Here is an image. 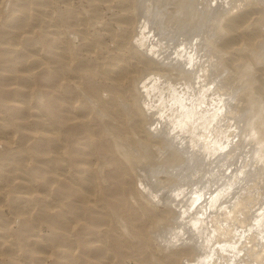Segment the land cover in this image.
Here are the masks:
<instances>
[{
  "label": "bare ground",
  "instance_id": "obj_1",
  "mask_svg": "<svg viewBox=\"0 0 264 264\" xmlns=\"http://www.w3.org/2000/svg\"><path fill=\"white\" fill-rule=\"evenodd\" d=\"M8 0H6V3ZM13 2L17 1V0H12ZM11 1V2H12ZM21 1V0H19ZM23 1V0H22ZM21 1V2H22ZM31 1V0H30ZM29 1V3L31 4V2ZM34 2V6L30 9L31 10V14H33L32 16V25L33 27L35 28L37 25H39L38 27L41 28V31H42V35L46 38V45L47 47L45 49H43L42 45H38V44H41V42H37L32 38L33 35H25L23 38H22V48H19L20 50H22L24 52V55H28L26 54V52L30 53L31 54V58H29V61L25 62V60H20V61H24L25 64L23 62H21L23 65L22 67H24L25 70H29V68L32 66V67H38L40 70H45L44 71V74H46V81H47V100H48V104H49V114L44 115L45 114V111L47 109H45L44 111V114L42 113L43 111V107L40 108V104L39 105H34L36 104L34 102V100H36L37 98H35L33 100V103L32 101L29 99V96L28 95V92L31 93V89L33 87V82L31 81L32 79L30 78V76L26 73L24 74H20V75H15L16 76V79L17 81H29L28 78H30V83L29 84H25L23 82H20L18 83L19 85L18 86H15V85H12V83H6V82H2L0 83V99H5L7 100L9 103L8 105L6 104V110L7 112L5 113H8V114H4L2 111H3V106H0V215L3 214L1 213V207L3 205H6L8 207V209H10L12 212H13V218L12 216L10 217L11 220H4L1 218L0 216V255L2 256V259L0 260V264H26V263H31L30 260H26L28 259V254L27 253H35V250L36 252H38L39 250L42 251L43 249L42 248H45L46 247V241L44 237H42L41 235H38L36 234L35 232H33V234H27L24 232V229H26V227H22V232H21V227H19V225L21 224H26L27 221V216L29 214V218H31L30 216L32 215V211L35 213V214H39L40 212H45L47 215L46 218L43 219V221H45V223L49 226L51 233L55 234V235H59L61 236V238L59 237H56V238H59L61 241H63L62 245L60 244V246H62V248L60 250H55L56 252L52 251V254L55 255V258H54V263L56 264H73L75 263L74 260L76 261L78 258L80 261H83L82 263L83 264H114L112 263L113 261L111 260L110 257L112 256H116L115 253L113 254L112 251L110 255L112 256H109V251L107 252V250L105 249L106 248V244L103 245L101 243H99L98 241H100L103 237H105V233H104V236L102 238H99L101 237L103 232L105 231H99V224L103 221V214L106 212L104 209L105 208V204L103 202V198L101 197H104L106 196L105 193H107L106 189L110 190V189H113L112 187L115 188V186H113V184L115 185L116 182L118 183V181H114L113 179H111V176H113V172L116 173L115 171L113 170H118V172L120 173V171H122L121 173L123 175H127L126 177H124L123 179H121L122 183L125 185V184H129V182H131L132 179L134 178H139L138 175L136 177V174L139 173V171H144V173H147L146 175L149 176L150 174H152L153 176L155 175H158L157 173V170L159 168L158 171H160V168L163 166V165H168L170 164V166L172 165L173 166H179L177 164L180 163V161H182V156L184 155L183 153L181 154L180 152H183L181 149V151L179 152V149L178 148H175V144L172 143V146L169 145L167 143L166 140L168 139H162L161 135H159V138H157L154 134L156 133L155 131H151L153 133H151L149 131V129H151L149 127V129H147V125L146 124H151V122H148V114L147 116H145V112H143L142 108H143V105H141L142 103H140V100H141V94L143 92V88H141L142 92H140L139 90V82L141 81V78L146 74L148 73H158L160 74V76L164 77V78H171V80H183V81H188L191 77V75L193 73H191L190 75V71H185V69L183 68L184 71L180 70L179 68V71L177 72V74H175V76H173L171 74V67H173L175 64H171V67L169 65V69L166 67V65H168L167 63L170 62L168 61L167 63L165 64H162L163 61L161 62L160 61H156L157 64L153 61L154 58V55H153V58L151 61H153L152 63L149 61L151 58V54L149 55L150 57H148V59H143L141 56L142 55H139L140 52L135 49L131 50L130 48V45L129 44V41L127 42L126 40L127 39V36H124V34L126 32H121L120 31V24H119V30L117 33L115 30L116 28L112 25H110L111 21L109 20H106L104 19L105 17H103V19L105 20V22H102V23H105L106 24V21L108 23H110L108 25V23L106 25H108L107 27H114L115 29L111 28V30H113L114 32H111L113 34L117 33V34H123V36L126 38L125 42L124 43H128L127 46L130 47L128 48V50L130 51V53H132V57H130V59H135L133 61L129 60L128 58V55L126 53L125 54H122L120 51V53L117 51V53H119L116 58H112L109 54H106V57L105 59H100L99 60V57H98V60H96L95 58H91L89 60L91 61H88V62H85L83 61V59L79 60L77 59L75 61V57L74 55L72 54L71 52V49L70 47H72L71 45V38L70 36L73 34V36L75 35H78L80 38L79 40L81 39V46H83L85 49L89 50L91 52L92 49H94L96 52H97V45L92 48H90L93 43V39L89 38V37H92V36H89L88 37V34H86V32L88 31L87 27H88V23L89 21H92V23L96 24V20H95V17L97 16L96 15V10L98 12V9H96L98 2L96 3L95 1L97 0H89V2H87L89 4V7L85 10L83 7H81L83 9V11L85 10V12H83L81 9H77V7L75 8L72 4H70L69 1L73 2L72 0H62L63 3L65 4V9L64 11H59L60 14H58V16H56L54 13H52L51 11H53L54 9L52 8V10L50 11H47L48 10V7L50 9V3H46L44 0H33ZM47 1H51V0H47ZM54 1V0H52ZM100 1L102 0H99V3ZM104 1V0H103ZM113 1V0H112ZM111 0L108 2L107 1H104V2H108L109 4L112 3ZM150 1V0H148ZM163 1L164 0H152V4L150 3H144L146 2L145 0H118L116 1V3L118 2L119 5H122V10H121V13H115L117 16L120 17V19H118L117 22H119V20L121 21V23H125V24H130L131 26V23H133L137 17V20L140 19L138 18V14H142L144 17H147L148 14L150 17V11L153 9L151 7L154 6V8H160L163 4ZM169 1V0H167ZM173 1V0H171ZM249 1V0H248ZM251 1V0H250ZM253 3H255L257 0H252ZM2 1L0 0V3ZM5 2V0H4ZM57 2V1H56ZM60 2V1H59ZM58 2V3H59ZM80 2V1H79ZM176 2V0H175ZM175 2L173 1V5L172 6H175ZM246 3V5H248L247 3H252V2H247V1H243ZM241 2V3H243ZM260 2V1H259ZM262 2V1H261ZM5 3V4H6ZM20 3V2H19ZM23 3H25L23 1ZM28 3V4H29ZM44 3L46 4L45 5V8H44ZM55 3V2H54ZM51 2V5L54 4ZM58 3L57 6L59 5ZM82 3V2H81ZM86 3V4H87ZM116 3L114 2L115 4V7H116ZM117 3V5H118ZM165 3L167 4V2L165 1ZM170 3V2H169ZM176 3H178L180 5V3L177 1ZM186 3V2H184ZM257 3V2H256ZM18 3H16L15 5L17 6ZM21 4V3H20ZM43 6H42V5ZM48 4V5H47ZM80 4V3H79ZM85 4V3H84ZM82 3V5H84ZM105 4V3H104ZM177 4V5H178ZM182 4V2H181ZM264 5V3H262ZM10 6H8L9 10L12 11L14 7H12V10H11V6L13 5L12 3L9 4ZM19 5V4H18ZM24 5V4H23ZM21 5V6H23ZM26 5V4H25ZM24 5V6H25ZM33 5V4H32ZM55 5V4H54ZM63 5V4H62ZM100 5V4H99ZM106 5V4H105ZM111 5V4H110ZM118 5V6H119ZM165 5V4H164ZM169 5V4H168ZM166 5V6H168ZM190 5V4H189ZM188 4L185 5V7L188 8L189 6ZM251 5V4H250ZM255 5V4H254ZM251 5V6H248L246 8H244V4L242 5L243 8L240 7V5H235L237 6L236 8H241L240 10L238 11H235V12H230V11H234V9H230V11H228L229 13L225 14L226 16H222L219 14V18H217L215 16V14L213 15L214 17H216V19H212L210 17V23L213 22V20L215 21L213 24H207V25H210L212 28L210 29L209 27L210 26H206L205 25V28H202V27H198L199 30L200 28L201 29H204V30H207L206 27H208L212 33L210 34V32H208L210 35H209V38L206 40L207 41V47L205 45V43L203 44V46H205L204 48L207 50V48L209 47V51H208V61L210 56H212L213 58H211V62L209 63V65L207 64V66H204L206 73L209 74L210 76V72L212 70H215L216 72L218 73H222V70H223V65L226 63L228 65L231 66V72H229V76L228 75H223V73L220 75L223 77H221V79L219 80L220 83H219V86L221 89H228L230 90L233 95H238L240 97H249V100L248 101H245L242 99L241 103L239 104V112L241 113V116H242V125L239 124V126H243V136L241 137L240 135V138L241 140H245V142L247 141L250 142V146L253 144L254 147L256 149H262L263 151L261 153L258 154L257 157H255L256 160H254L255 162L257 161V164H260L261 162L263 163V165H261V168L259 166V169H260V172L263 174L264 176V7L261 8L260 7V4L258 6L255 5ZM5 6V5H4ZM14 6V5H13ZM19 6V7H21ZM48 6V7H47ZM77 6V5H75ZM88 6V5H87ZM172 6L169 5V8L168 7V10H167V17H168V11L169 9H172ZM183 6V5H182ZM234 6V5H233ZM234 6V8H235ZM18 7V6H17ZM28 7L27 5L24 7L26 8ZM47 7V8H46ZM52 7V6H51ZM54 7V6H53ZM59 7V6H58ZM57 7V8H58ZM79 7V6H78ZM99 7V6H98ZM102 7V5L100 6ZM99 7V8H100ZM107 7V6H106ZM112 7V6H110ZM114 7V8H115ZM165 9H167L166 7L162 6ZM161 7V8H162ZM181 7V6H180ZM23 8V7H22ZM21 8V10H22ZM23 8V9H24ZM61 8V7H60ZM63 8V7H62ZM113 8V7H112ZM113 8V10H114ZM117 8V7H116ZM120 9V6L118 7ZM151 8V9H150ZM160 8V9H161ZM178 8V6H177ZM186 8V9H187ZM233 8V7H232ZM4 9V8H3ZM6 9H7V6H6ZM15 9V8H14ZM17 9H20V8H17ZM59 9V8H58ZM102 9V8H101ZM100 9V12L102 11ZM109 9V7H108ZM111 9V8H110ZM109 9V11H110ZM19 10V11H21ZM29 10V8H28ZM61 10V9H59ZM82 12H81V11ZM112 10V9H111ZM112 10V11H113ZM163 10V12H164ZM8 11V10H7ZM15 11V10H14ZM26 11L23 10L21 11L22 14H26ZM57 11V10H56ZM108 11V10H107ZM142 13H141V12ZM154 11V9L152 10ZM156 11V10H155ZM158 11V10H157ZM156 11V12H157ZM172 13L169 14L170 16L173 14V17H176L174 16V13L173 11L174 10H171ZM176 11V9H175ZM220 11H225L227 12L225 9L224 10H219L218 13H220ZM21 12H19V15L21 14ZM98 12V13H100ZM114 12V11H113ZM113 12H111L113 14ZM117 12V11H116ZM123 12V13H122ZM160 12V11H159ZM10 13V12H8ZM6 12V17L8 16V14ZM30 13V12H28ZM58 13V12H56ZM97 13V14H98ZM104 13V12H102ZM148 13V14H147ZM166 13L164 12L163 15L162 14V11H161V14L158 16V18H160V16H164V19L166 17ZM170 13V11H169ZM16 14V13H15ZM145 14V15H144ZM147 14V16H146ZM153 15H156L155 12L152 13ZM2 15V14H0ZM30 17V14H26V17L28 16ZM99 15V14H98ZM218 15V14H217ZM224 15V14H223ZM22 16V15H20ZM19 16V17H20ZM102 16V15H101ZM107 16V15H106ZM141 16V15H140ZM142 16V18H143ZM157 16V15H156ZM156 16H154L156 18ZM169 16V17H170ZM212 16V17H213ZM5 17V16H2V18ZM18 12H17V15H14L12 14V16L9 18L8 17V21H9V24H8V27L11 26V29L12 30H16L18 28H15L17 25L14 24V22H17L16 20H20L18 19ZM26 17L22 16L20 18H22L21 22L23 21V18L24 20L26 19ZM29 17H28V20H29ZM99 17V16H98ZM109 16H107L108 18ZM169 17H168V20L165 19V21H169ZM170 18L171 20L174 19V18ZM178 17V16H177ZM176 17V18H177ZM94 18V19H93ZM97 18V17H96ZM113 18H114V15H113ZM156 19L157 22L159 19ZM162 18V17H161ZM160 18V19H161ZM175 18V19H176ZM261 18V19H260ZM5 19V18H4ZM87 19V20H86ZM102 19V18H101ZM102 19V20H103ZM110 19V18H108ZM111 19H112V16H111ZM116 19V20H117ZM145 19V18H144ZM180 19V17H179ZM177 19V21L179 20ZM260 19V20H259ZM2 20V19H1ZM115 20V19H114ZM115 20V23H117ZM134 20V21H133ZM162 20V19H161ZM159 20V23L158 24H162V22L164 20H162V22L160 23ZM169 21L170 22V25H171V22L173 21ZM208 20V19H207ZM259 20V21H258ZM262 20V21H261ZM4 21V20H3ZM2 21V23H3ZM7 22H4L5 23H8ZM26 21V20H25ZM30 21V22H31ZM86 21L88 22L86 24ZM96 21V22H95ZM143 21V20H142ZM164 21V22H165ZM208 21V23H209ZM29 21H27L28 23ZM100 22V21H99ZM98 22V23H99ZM136 22V21H135ZM141 22V21H140ZM156 22V24H157ZM165 22V23H167ZM200 22V26L204 25L207 23H205V19L202 20V21H199ZM263 22V23H262ZM1 23V24H2ZM20 23V21H19ZM18 25H21V23ZM25 23V22H23ZM97 23V24H98ZM121 24V27H124L123 25L124 24ZM174 23H177L175 22L174 20ZM173 23V24H174ZM183 23V22H182ZM260 23V24H259ZM0 24V26H1ZM2 24V27L6 26ZM30 23H28L29 25ZM63 24H66V27L68 28L67 30L62 27ZM101 24V23H100ZM99 24V25H100ZM104 24V26H106ZM118 24V23H117ZM134 24V23H133ZM157 24V25H158ZM164 24V23H163ZM162 24V26H163ZM179 24H181V22H179ZM184 24V23H183ZM15 25V26H14ZM23 25V24H22ZM31 25V26H32ZM98 25V26H99ZM103 26V24H101ZM100 25V27H101ZM160 25H158L160 27ZM168 26V23L166 24ZM164 24V27L166 26ZM178 25V24H177ZM14 26V28H13ZM25 26V24L23 25V27ZM64 26V25H63ZM92 26V24H90V27ZM94 26V25H93ZM118 26V25H117ZM126 26V25H125ZM157 26V27H158ZM161 26V27H162ZM175 26V24H174ZM174 26H171V27H174ZM180 26V25H179ZM178 26V27H179ZM181 26H186L185 28H188V25H181ZM6 26V28H3L2 29V32H0V34L2 33L4 35V32H5V35H7V33L10 31V28H8ZM22 27V26H21ZM30 27V25H29ZM89 27V28H90ZM137 27V26H136ZM140 27V26H139ZM156 27V28H157ZM160 27V28H161ZM163 27V28H164ZM183 27V28H184ZM204 27V26H203ZM31 28V27H30ZM64 28V29H63ZM92 28V27H91ZM96 28H99V27H96ZM94 28V30L96 29ZM103 28V27H102ZM105 28V27H104ZM128 29V27H126ZM133 28V26L131 27ZM130 28V29H131ZM170 28V27H169ZM1 29V28H0ZM134 29H136L134 27ZM159 29V28H158ZM168 29V28H167ZM167 29H165V31L167 32ZM31 30V29H30ZM33 30V29H32ZM38 30V29H37ZM40 30V29H39ZM38 30V31H39ZM98 29H96L97 31ZM103 30V29H102ZM122 30V28H121ZM126 31V29H124ZM123 30V31H124ZM157 30V29H156ZM172 30H175V27L174 29L172 28ZM170 30V31H172ZM188 30V29H187ZM190 30V29H189ZM1 31V30H0ZM17 31V30H16ZM34 31V30H33ZM70 32V34H68V32ZM107 31V30H106ZM109 31V29H108ZM105 32V33H108V35L110 34V31L109 32ZM132 31V30H131ZM162 31H164L163 29L161 30V33ZM169 31V29H168ZM198 31V30H197ZM202 30H200L201 32ZM208 31V30H207ZM206 31V32H207ZM11 32V31H10ZM9 32V33H10ZM12 32H15V31H12ZM32 32V31H31ZM90 32V31H89ZM98 32V31H97ZM128 32L130 31H127V34ZM134 32V30H133ZM140 32V31H139ZM158 32V31H157ZM160 32V31H159ZM173 32V31H172ZM174 32H177V31H174ZM179 32V31H178ZM190 32V31H189ZM199 32V33H200ZM204 32V31H203ZM8 33V34H9ZM93 32H91L92 34ZM96 33V32H95ZM94 33V34H95ZM99 33V32H98ZM135 33V32H134ZM160 33V34H161ZM165 33V32H164ZM171 32H169V34H166V35H170ZM181 33V32H179ZM178 33V34H179ZM183 33L185 35V32H184V29H183ZM182 33V35H183ZM186 33H188L186 31ZM15 35H17L16 33H14ZM100 34V33H99ZM113 34H110L111 38L113 41L115 40L114 37L112 36ZM129 34H133L132 32L129 33ZM158 34V33H157ZM173 33H171L172 35ZM175 34V33H174ZM190 34V33H189ZM188 34V35H189ZM207 34V33H206ZM204 33V35H206ZM4 35V37H5ZM14 35V38L16 39L17 38V41L18 40V35L15 36ZM35 35V33H34ZM41 35V36H42ZM96 35V34H95ZM94 35V36H95ZM98 35V34H97ZM102 35V34H101ZM106 35V34H105ZM107 35V36H108ZM135 35V34H134ZM133 38H135L137 35V32H136V36ZM163 35V33H162ZM180 35V34H179ZM181 35V36H182ZM9 36V35H8ZM100 36V35H99ZM115 36V35H114ZM122 36V35H121ZM130 36V35H128ZM159 36V34H158ZM178 36L177 34L175 35V37ZM201 36V34H200ZM208 35H206V38H207ZM10 37V36H9ZM8 37V38H9ZM11 37H12V34H11ZM10 37V38H11ZM35 37V36H34ZM40 37V36H39ZM72 37V36H71ZM110 37V36H108ZM122 38L120 36H118V38H120L119 40L122 42V39H125V38ZM164 37H167L164 35ZM163 37V38H164ZM171 36H168L167 38H169ZM174 35H173V38L174 40H177V37L175 39ZM2 35H1V39H2ZM7 37L5 39H8ZM41 38V37H40ZM43 38V37H42ZM74 38V37H73ZM78 37H76L77 39ZM95 38V37H94ZM128 38H132V37H128ZM160 38H162L160 36ZM158 37V39H160ZM167 38H165L167 40ZM172 38V37H171ZM201 38L200 40L203 39V36L199 37ZM0 39V41H2ZM4 39V38H3ZM12 39V38H11ZM19 39H20V34H19ZM98 39V37H97ZM101 40V36L99 38ZM98 39V40H99ZM102 39L104 40V36L102 37ZM164 39V40H165ZM180 38H178L179 40ZM182 39V38H181ZM180 39V40H181ZM203 39V40H204ZM10 40V39H9ZM14 42H12L14 45H15V40L12 39ZM37 40V38H36ZM103 40L100 41L103 43ZM118 40V39H117ZM116 40V41H117ZM130 40V39H129ZM172 40V42L174 41ZM177 42L179 43L180 40ZM6 41V40H4ZM38 41V40H37ZM44 41V39L42 40ZM44 41V43H45ZM74 41V40H72ZM78 42V40H76ZM116 41H114L116 43ZM118 41L121 45V42ZM124 41V40H123ZM160 41V40H159ZM170 41V40H167V42ZM3 42V41H2ZM99 42V41H98ZM131 42V41H130ZM171 42L170 45L168 46H171L173 45ZM43 43V42H42ZM74 43V42H73ZM105 43V42H104ZM112 43V42H111ZM118 43V44H119ZM123 43V42H122ZM166 43V41H165ZM169 43V42H168ZM167 43V44H168ZM176 43V41L174 42ZM18 44V43H16ZM20 44V43H19ZM18 44V45H19ZM96 44V42H95ZM118 44L116 43L115 45L118 46ZM132 45V48L138 46V44L135 46L134 43H130ZM177 44V43H176ZM180 44V43H179ZM75 45L77 46V44L75 43ZM101 45V44H100ZM107 45V43H106ZM134 45V46H133ZM110 46L112 47L111 45H107V47ZM114 46V44H113ZM123 46V45H121ZM120 46V47H121ZM125 46V45H124ZM145 46V45H144ZM147 46V45H146ZM161 46V45H160ZM98 47H101L98 45ZM109 47V48H110ZM116 47V46H115ZM119 47V48H120ZM140 47V46H139ZM139 47H136V48H139ZM148 47V46H147ZM178 47V46H177ZM74 48V47H73ZM73 48H72V51H73ZM78 48L80 49L81 47L78 46ZM104 48V46H103ZM106 48V46H105ZM113 48V47H112ZM111 48V50H112ZM118 48V47H117ZM116 48V49H117ZM142 48L144 49L143 50V53L145 51L146 48L144 47H141V50ZM160 48V47H159ZM171 48V47H170ZM3 49V51H2ZM6 49V48H5ZM79 49L77 51H79ZM84 49V50H85ZM100 49V48H99ZM125 49V48H123ZM127 49V47H126ZM140 49V48H139ZM173 49V48H172ZM15 50H18V48H15ZM104 50V49H103ZM148 50V49H147ZM169 50V49H168ZM5 51L4 54H6V52L8 53V50H4V47H0V54L1 52L3 53ZM13 51V50H12ZM75 51V50H74ZM73 51V53L75 54V52ZM109 51V50H107ZM113 51V50H112ZM111 51V52H112ZM139 52V54L137 52ZM166 51V50H165ZM172 51V50H171ZM15 52V56H17V58H19L20 56ZM82 52L83 54V51H80ZM88 52V51H86ZM100 52V51H99ZM128 52V51H126ZM152 52V51H151ZM154 52V51H153ZM158 52V51H157ZM206 52V51H205ZM89 53V52H88ZM86 53V54H88ZM92 53V52H91ZM95 53V52H94ZM116 53V52H115ZM115 53H112L114 54L115 56ZM129 53V54H130ZM141 53V54H143ZM146 53V52H145ZM162 53V52H161ZM169 53V52H168ZM211 53V54H210ZM3 54V57L4 56H7ZM78 54V53H77ZM93 54V53H92ZM101 54V53H100ZM100 54H97L98 56ZM104 54V55H105ZM148 54V53H147ZM153 54V53H152ZM91 55V54H90ZM96 53H95V56H97ZM146 54H143V57H145ZM164 55V54H163ZM167 55V54H166ZM19 56V57H18ZM23 58L24 56L21 54ZM25 56V57H26ZM78 56V55H77ZM80 56V54H79ZM84 56V55H83ZM87 56V55H86ZM85 56V57H86ZM102 56V55H101ZM100 56V57H101ZM131 56V54H130ZM2 57V59H3ZM29 56H27L28 58ZM82 58V55L80 56ZM83 57V58H85ZM105 57V56H104ZM111 57V58H110ZM134 57V58H133ZM145 57V58H147ZM172 57V55H171ZM176 57V56H175ZM16 58V59H17ZM0 59V60H2ZM5 59V58H4ZM3 59V60H4ZM7 59V58H6ZM5 59V60H6ZM179 59V58H178ZM181 59V58H180ZM85 60V59H84ZM156 60V59H154ZM19 61V59H18ZM87 61V60H86ZM167 61V60H166ZM183 61V60H181ZM158 62H161L160 64L162 66H159L158 65ZM172 62V61H171ZM175 62V61H174ZM173 62V63H174ZM19 64V62H16ZM20 63V64H21ZM156 64L158 66H151V64ZM176 63V62H175ZM182 63V62H181ZM208 63V62H207ZM30 64H32L30 66ZM141 64V66H139ZM154 64V65H155ZM179 65V63H176ZM139 66L140 68H136V66ZM163 65H165V67H163ZM181 65V64H180ZM179 65V66H180ZM29 66V68L27 67ZM137 66V67H138ZM177 66V65H176ZM17 67V66H15ZM19 67V66H18ZM17 67V68H18ZM175 67V66H174ZM191 67V66H190ZM4 69V67H3ZM181 69H182V66H181ZM188 69V68H187ZM6 70H8L6 68ZM31 70V69H30ZM33 70V69H32ZM31 70V71H32ZM191 70V69H190ZM193 70V68H192ZM11 71H14V70H11ZM174 71V70H173ZM172 71V73H174ZM175 71H177V69H175ZM192 72V71H191ZM8 73V72H7ZM6 72H4V74H0L2 75L1 77L3 78H6V77H10V73H8L9 75H7ZM42 73V72H41ZM176 73V72H175ZM203 73V72H202ZM37 74V73H36ZM42 74V75H44ZM38 75V74H37ZM41 75V76H42ZM83 75V79L81 78ZM95 75H97L96 77H100L101 78V83H100V86H102V88H104L105 91H103L104 94H106L105 96H101L99 98V96L102 94H100L99 96H97V94L95 95L94 92L97 93V86L94 83H92L93 81L91 80H94L95 78ZM194 75V74H193ZM240 75L239 77H241L239 80L242 81L240 82L243 83V87L244 89H246L245 91H240V88L241 86L238 85V83L235 81V77L234 76H238ZM13 78L15 79V76L12 75ZM33 76V75H32ZM31 76V77H32ZM89 76L88 80H87V77ZM202 76V75H201ZM207 76V75H205ZM36 77V76H35ZM92 77V79H90ZM174 77V78H172ZM204 77V76H203ZM244 77V79H243ZM39 78V77H38ZM36 77V79H38ZM44 78V77H43ZM146 77H144L145 79ZM205 78V77H204ZM202 78V79H204ZM210 77H207V80L209 81ZM238 79V77H236ZM11 79V77L9 78ZM15 79V80H16ZM19 79V80H18ZM42 79V78H41ZM41 79L40 81H38V83L41 82ZM242 79V80H241ZM4 80V79H3ZM6 80H8L6 78ZM5 80V81H6ZM39 80V79H38ZM95 80H98V79H95ZM94 80V81H95ZM201 80V79H200ZM206 80V81H207ZM2 81V80H1ZM0 81V82H1ZM25 81V82H26ZM35 81V79H34ZM37 81V80H36ZM145 82L148 80H144ZM32 82V84H31ZM70 82L73 83V87L72 88L77 94H74L72 91V93L68 92L69 91V87L68 85H70ZM144 82V83H145ZM216 82V80H215ZM27 83V82H26ZM37 83V85H38ZM125 83V84H124ZM214 83V82H213ZM31 84V85H30ZM45 84V83H44ZM43 84V85H44ZM215 84V83H214ZM27 85V88H29V86L31 87V89L28 91V89H25L24 86ZM36 85V84H35ZM41 85V84H39ZM41 85V86H43ZM99 85V84H98ZM148 85V83H147ZM217 85V84H216ZM242 85V84H241ZM4 86V87H3ZM46 86V85H45ZM37 87V86H36ZM35 86L33 87L36 88ZM99 87V86H98ZM41 88V87H40ZM40 88H39V91L37 92H40L43 91L41 90L40 91ZM146 88V87H145ZM242 88V87H241ZM219 89V88H218ZM35 92L34 94L36 93V89H34ZM227 90V91H228ZM101 91V90H100ZM220 91V90H218ZM222 91V90H221ZM106 92V93H105ZM223 92V91H222ZM27 95L29 97H26L29 99V101L26 100V98L24 97V95ZM39 93V94H40ZM227 94V92H224ZM38 94V96L40 97V95ZM102 94V95H104ZM146 94V93H145ZM231 94V93H229ZM26 95V96H27ZM44 95V94H43ZM85 95H86V98H85ZM35 96H37V94H35ZM75 96V97H74ZM96 96V97H95ZM228 96V95H227ZM230 96V95H229ZM98 97V98H97ZM144 97V96H142ZM226 97V96H225ZM234 97V96H231V98ZM238 97V98H240ZM24 98V99H23ZM45 98V97H43ZM227 98V97H226ZM237 98V99H238ZM228 99V98H227ZM236 99V98H235ZM234 98H233V103H235L234 101H236ZM43 100V99H42ZM241 100V98H240ZM31 101V104L29 103ZM41 101V99H40ZM143 101V100H141ZM145 101V100H144ZM39 102V101H38ZM182 102V100H181ZM238 102V101H236ZM145 103V102H144ZM124 105V106H121V105ZM182 105V104H181ZM42 106V105H41ZM47 106V105H46ZM142 106V107H141ZM233 107V105H232ZM235 107V106H234ZM45 108V107H44ZM2 110V111H1ZM234 110V109H233ZM236 110V109H235ZM235 112V111H233ZM234 114V113H233ZM45 117H44V116ZM150 115V114H149ZM233 118V115L231 116ZM230 117V118H231ZM11 118V121L13 123V120H15L14 124H13V128L11 129L10 128V124L8 121H10L9 119ZM241 118V117H240ZM148 119V120H147ZM151 119V117H150ZM229 119V117H228ZM236 120V118H234ZM238 119V118H237ZM239 120V121H241ZM238 121V120H237ZM236 121V122H237ZM236 122H235V126H236ZM9 124V125H8ZM152 124H154V122H152ZM157 125V124H155ZM152 126V125H151ZM230 126V125H229ZM237 126H238V122H237ZM236 126V127H237ZM157 128V127H156ZM238 128V127H237ZM235 128V129H237ZM18 129L19 130V134H14V132H16L15 130ZM155 129V128H154ZM240 129H242V127H240ZM158 131V130H157ZM163 131H161L162 133ZM165 132V131H164ZM163 132V133H164ZM236 132V131H235ZM162 133V134H163ZM237 134L241 133V132H236ZM157 134V133H156ZM158 134H160L158 132ZM166 134V133H165ZM236 134V135H237ZM30 138L29 141H25L23 138ZM164 138V137H163ZM237 138H239L237 136ZM240 138L236 141H239L237 145H239L240 142ZM25 141V143L23 144V141ZM165 140V141H164ZM169 141V140H168ZM235 141V142H236ZM46 147H43L42 145L44 143ZM172 141H170L171 143ZM244 142V146H246L247 144ZM20 143V144H19ZM42 143V144H41ZM243 143V142H242ZM19 144V145H18ZM23 144V145H21ZM26 144L25 147H23L24 145ZM29 144V145H27ZM177 144V142H176ZM233 145V146H236ZM246 144V145H245ZM173 145L175 147H173ZM253 145H252V148H253ZM94 146H97V147H100V152L99 153H96L95 151V147ZM183 146V145H182ZM249 146V147H250ZM159 147H163L164 148V151L166 152L165 154V157L162 159V161H157L156 158L153 156V150H155L156 148H159ZM181 147V146H180ZM179 147V148H180ZM248 147V145H247ZM28 148H32L34 151H33V156H34V160L35 162H37L36 164H38V166H36V169L35 171H38V169H41L39 164H44L46 163L45 166H47L46 168V171L47 173H45V177L42 175V172H36L34 170H30L28 171V169L26 168V164L24 165L25 168H21L23 166H20L25 160L22 159L24 157H27L28 155H25L27 152L26 150ZM103 148V151H101V149ZM232 148V147H231ZM230 148V150H232ZM99 149V148H98ZM186 149V148H185ZM254 149V148H253ZM259 149V150H260ZM244 150V149H243ZM243 150H241L243 152ZM247 150V149H246ZM28 151V150H27ZM250 151V150H249ZM253 151V150H252ZM251 151V152H252ZM26 152V153H25ZM29 152V151H28ZM247 152V151H245ZM259 152V151H257ZM253 153V152H252ZM28 154V153H27ZM247 155V154H246ZM248 155L250 156V154L248 153ZM253 155V154H252ZM251 155V156H252ZM238 157V156H237ZM236 157V159H237ZM29 158V157H28ZM251 158V157H249ZM21 159V161H20ZM185 159V158H184ZM183 159V160H184ZM22 160H24L22 162ZM251 160H253L251 158ZM13 161L17 162L18 163V166L16 163H14ZM22 162L21 164L18 162ZM195 161V160H194ZM198 161V160H197ZM200 161V160H199ZM260 161V162H259ZM45 162V163H44ZM190 163V162H189ZM187 162V164H189ZM195 163V162H193ZM199 163V162H198ZM202 163V162H201ZM16 164V165H15ZM20 164V165H19ZM24 164V163H23ZM196 164V163H195ZM253 164V161L252 163ZM255 164V163H254ZM184 165L186 166V163H184ZM199 165V164H198ZM197 165V166H198ZM224 165V164H223ZM33 166V165H32ZM188 166V165H187ZM254 166V165H253ZM257 166V165H256ZM166 167V166H165ZM195 167V166H194ZM203 167V166H202ZM235 167V166H234ZM258 167V166H257ZM256 167V169H257ZM38 168V169H37ZM43 169H45L44 167H42ZM163 168V167H162ZM171 168V167H170ZM177 168V167H176ZM188 168V167H187ZM193 168V167H192ZM204 168V167H203ZM165 168L161 169L162 172L165 171L164 170ZM171 169H175V167L171 168ZM171 169L169 170L167 168V170L171 171ZM178 169V168H177ZM185 169V167H184ZM198 169V168H197ZM217 169V168H216ZM176 170V169H175ZM180 171V169H178ZM189 170V169H188ZM186 170L185 171V175L186 172L188 171ZM191 170V169H190ZM196 170V169H195ZM203 170V169H202ZM248 170V169H247ZM252 169H250L251 171ZM167 171V172H169ZM173 171V170H172ZM172 171L170 173H172ZM177 171V170H176ZM179 171H177L179 173ZM184 171V170H183ZM218 171V169H217ZM215 171V172H217ZM253 171V170H252ZM255 171V170H254ZM259 171V170H258ZM33 172V173H32ZM45 172V170H44ZM166 172V171H165ZM175 171H173L174 173ZM182 172V171H181ZM193 172V171H192ZM219 172V171H218ZM32 173V174H30ZM119 173H116V176L118 174V177H120ZM161 173V172H160ZM159 173V174H160ZM170 173H165L168 175H165L167 177V180L170 181V183L173 181L171 178H170ZM202 173V172H201ZM212 173V172H211ZM251 173V172H250ZM255 173V172H254ZM184 174V173H183ZM195 174V173H194ZM219 174V173H218ZM249 174V173H248ZM247 174V175H248ZM257 174V172L255 173V175ZM259 172H258V177H259ZM42 175V177L40 176ZM115 175V174H114ZM151 175V176H152ZM164 174H162L163 176ZM172 175V174H171ZM178 175V174H177ZM189 175V173H188ZM198 177L199 175L196 174ZM201 175V174H200ZM214 175V174H213ZM254 175V174H253ZM256 175V176H257ZM34 176L38 177L39 179H43L42 181H38V180H34ZM98 176L105 182V185H104V182L103 183H99L98 180H96L98 178ZM135 176V177H134ZM140 176V175H139ZM146 176V177H147ZM152 176V177H153ZM159 176V175H158ZM157 176V177H158ZM161 176V175H160ZM159 176V177H160ZM182 176V175H181ZM190 176V175H189ZM192 176V175H191ZM194 176V175H193ZM250 176V175H249ZM114 177V176H113ZM142 177V176H141ZM145 177V175H144ZM150 177V176H149ZM151 177V178H152ZM158 177V178H159ZM164 177V176H163ZM243 177V176H242ZM251 177V176H250ZM255 177V176H254ZM262 177V175H261ZM154 178V177H153ZM153 178H152V181H153ZM156 178V177H155ZM183 178V177H182ZM186 178V177H185ZM193 178V177H191ZM208 178V177H207ZM241 178V177H240ZM256 178V177H255ZM117 179V178H115ZM119 179V178H118ZM141 179V178H140ZM145 181L147 180H151V179H146L144 178ZM160 179H162V177H160ZM190 179V178H188ZM195 179H198L197 177H195ZM229 179V178H228ZM250 179V178H249ZM254 178H252L253 180ZM262 179V178H260ZM260 179L258 178V180L260 181ZM46 180L47 182L50 184L49 188H44L46 187L45 183H46ZM101 180V181H102ZM135 180V179H134ZM132 180V181H134ZM139 180V179H138ZM137 180V181H138ZM166 179H163L161 182L164 183V181H166L167 183L169 181H167ZM184 180V179H183ZM204 180V179H203ZM207 180V179H206ZM238 180V179H237ZM251 180V179H250ZM257 180L254 179V181ZM35 181V182H34ZM120 181V179H119ZM136 181V180H135ZM134 181V182H135ZM142 181V180H141ZM146 181V182H147ZM149 183V185L151 184L152 185V182ZM195 181V180H194ZM193 181V182H194ZM201 181V180H199ZM249 182V180H247ZM264 182V180L262 179L261 182ZM139 184L143 183V182H140L138 181ZM137 182V183H138ZM149 182V181H148ZM147 182V183H148ZM159 181H156L154 182L155 184L157 183L158 184ZM197 182V181H196ZM213 182V181H212ZM225 182V181H224ZM237 182V181H236ZM259 182V183H261ZM263 182L261 184H263ZM132 183V182H131ZM130 183V184H131ZM133 184V185H138V184ZM160 183V182H159ZM199 183V182H198ZM207 183V182H206ZM222 183V182H221ZM251 183V182H250ZM255 183V182H254ZM252 183V184H254ZM100 184H103V189L101 190V186ZM131 184V189L130 191L127 192V194L125 195H122V197H120V195L118 196L117 194H121L122 192L119 193V191H117L115 188L114 190V194H110L112 192H110L109 194L110 195H113L114 199L112 200L115 201L116 203H118L120 200H123L124 202L127 200L128 198V201L129 199L132 201H135L134 203H131L138 206L137 204H143L141 207L138 206V209L140 207V211L142 210H145L144 209V205L146 207V210L147 209H151V210H154V205L151 206L150 203L152 201H150V203L146 200H149L148 198H146V200H144V198H142V196H140L141 194L139 193L138 190L140 189H143L144 188H140L138 189L137 187L139 186H132ZM144 184V183H143ZM146 184V183H145ZM156 184V185H157ZM169 184V183H168ZM192 184V182H191ZM202 184V183H201ZM205 184V183H203ZM216 184V183H215ZM258 184V183H257ZM260 184V185H261ZM124 185H121L123 188H125ZM147 185V184H146ZM156 185H152L154 187H156ZM159 185V184H158ZM195 185V184H194ZM259 185V184H258ZM48 186V184H47ZM129 186V185H128ZM253 186V185H252ZM251 186V187H252ZM255 186V185H254ZM253 186V187H254ZM117 187V186H116ZM197 187V186H196ZM218 187V186H217ZM252 187V188H253ZM257 187V185H256ZM259 187V186H258ZM257 187V189H258ZM120 188V187H118ZM147 189H149L148 187H146ZM145 188V189H146ZM157 188V187H156ZM154 188V191L155 189ZM248 188V187H247ZM261 188V187H260ZM262 188H263V185H262ZM45 189V190H44ZM49 191H48V190ZM128 189V188H127ZM153 189V188H152ZM214 189V188H213ZM250 189V188H249ZM254 189V188H253ZM18 190H22V193H17L16 191ZM47 190V192H46ZM111 190V191H113ZM122 190V189H121ZM129 190V189H128ZM141 190L142 192L146 191V190ZM255 190V189H254ZM260 190V193H261V190L262 189H259ZM45 191V192H43ZM243 191V190H242ZM149 192V191H147ZM210 192V190H209ZM247 192V191H246ZM253 192V191H252ZM251 192V193H252ZM264 192V191H263ZM57 193H60L62 196H60L59 198H57ZM124 193V192H123ZM126 193V192H125ZM205 193V192H204ZM208 193V192H207ZM256 193V192H255ZM258 193V191H257ZM99 194V195H98ZM107 194V195H109ZM144 194V193H143ZM150 194V193H149ZM157 194V193H156ZM245 194V193H244ZM247 194V193H246ZM249 194V193H248ZM254 194V193H253ZM262 194V193H261ZM146 195V194H145ZM148 195V194H147ZM146 195V196H147ZM204 195V194H203ZM243 195V194H242ZM250 195V194H249ZM257 195V194H256ZM144 196V195H143ZM152 196V195H151ZM247 196V195H246ZM253 196V195H252ZM251 196V197H252ZM107 197V196H106ZM150 197V196H149ZM160 198V196H157V198ZM164 197V196H163ZM167 197V196H166ZM237 197V196H236ZM251 197L247 196V201L248 199L251 200ZM255 197V196H254ZM258 197V196H257ZM110 198V197H109ZM112 198V197H111ZM153 198V197H152ZM171 198V197H170ZM239 200L240 198L242 197H238ZM246 198V197H245ZM253 198V197H252ZM260 198V197H259ZM162 199V198H161ZM167 199V198H166ZM169 199V198H168ZM205 199V198H204ZM256 199V198H254ZM154 200V199H153ZM173 201V199H171ZM242 200V199H241ZM240 200V201H241ZM244 200V198H243ZM118 201V202H117ZM123 201H120V202H123ZM170 201V200H169ZM206 201V200H205ZM237 201V199H236ZM239 201V202H240ZM246 201V199H245ZM244 201V202H245ZM252 201V200H251ZM260 201V200H259ZM163 202V201H162ZM165 202V201H164ZM163 202V203H164ZM167 202V201H166ZM175 202V201H174ZM238 202V201H237ZM243 202V204H244ZM254 202V201H252ZM252 202H248L249 203H252ZM258 201H255L254 203H256ZM114 203V202H113ZM156 203V202H155ZM242 203V202H240ZM238 204L236 203L237 205H240L241 204ZM247 203V202H246ZM245 203V204H246ZM121 204V203H120ZM119 204V205H120ZM127 204V203H125ZM152 204V203H151ZM166 204V203H165ZM176 204V203H175ZM231 204V203H230ZM253 204V203H252ZM116 204H113V207H114V211L116 210ZM123 205V203H122ZM128 205V204H127ZM170 206V204H168ZM124 206V205H123ZM129 206V205H128ZM160 206V204H159ZM167 205H165V209L168 208L166 207ZM176 207L175 205H172L170 206V208H174ZM235 207V205H233ZM232 206V209H234ZM242 206V205H241ZM248 206V205H247ZM126 208V206H124ZM132 207V206H131ZM135 207V206H134ZM158 207V206H156ZM228 207V206H227ZM244 207V205L242 206ZM241 207V208H242ZM109 208H111V206H109ZM121 208V207H120ZM171 210H174L176 212L175 209H172ZM224 208V207H223ZM237 208V207H236ZM247 208V207H245ZM128 209V208H127ZM159 209V208H157ZM227 209V208H226ZM230 209V208H228ZM243 209V208H242ZM250 209V207H249ZM248 209V210H249ZM253 209V208H252ZM112 210V209H110ZM125 209H123L121 212H123ZM133 211V209H131ZM142 210V211H143ZM150 210V211H151ZM156 210V209H155ZM162 210V212H161ZM161 210H156L155 212V216L158 214L157 211H160L161 212V215L162 213H164V209L162 208ZM167 210V209H166ZM171 210H168L169 213H171L172 211ZM178 210V209H177ZM237 210V209H236ZM247 210V211H248ZM8 211V210H7ZM29 211V212H28ZM31 211V212H30ZM105 211V212H104ZM108 211V210H107ZM129 211V209H128ZM149 211V210H147ZM147 211H145V214L144 216L148 217L151 215V213L153 212H149L150 215L147 216ZM173 211V212H174ZM222 211V210H221ZM233 210H231L232 212ZM245 209H244V212H247ZM118 212V211H117ZM126 212V211H125ZM124 212V213H125ZM224 212V211H223ZM225 212H229V210L225 211ZM229 212V213H231ZM235 212V210H234ZM240 212V210L238 211ZM237 212V213H238ZM242 214H243V210L241 211ZM240 212V213H241ZM249 212V211H248ZM11 213V212H9ZM108 214V212H106ZM105 213V214H106ZM127 213V212H126ZM131 213V212H130ZM142 213V212H141ZM167 213V214H169ZM220 213V212H219ZM229 213H227V216L230 215ZM251 213V212H250ZM249 213V214H250ZM31 214V215H30ZM41 214V213H40ZM86 214L88 215V217H86ZM104 214V215H105ZM115 214V213H114ZM119 214V213H116V215ZM135 214V213H134ZM136 214H137V211H136ZM166 214V213H164ZM171 214H174V213H171ZM170 214V216H171ZM175 214H178V211L177 213ZM175 214L173 215L174 218H172V221H175L173 219H175ZM194 214V213H191V215ZM197 214V213H196ZM224 214V213H223ZM223 214H220V215H223ZM236 214V212L234 213V215ZM110 215V213H109ZM112 215V214H111ZM120 215V214H119ZM128 215V214H126ZM125 215V216H126ZM219 215V216H220ZM226 215V214H225ZM232 215V213H231ZM233 215V216H234ZM245 214H243L244 216ZM4 216V215H3ZM27 218H26V217ZM41 216V215H40ZM43 215V217H45ZM106 216V215H105ZM122 215H120L119 217L121 218ZM124 216V217H125ZM143 216V215H142ZM141 216V218H142ZM152 216V215H151ZM154 216V215H153ZM152 216V217H153ZM163 218H164V215H162ZM169 216V215H167ZM194 216V215H193ZM218 216V217H219ZM227 216H224V217H227ZM242 215H240V218ZM246 216V215H245ZM248 216V215H247ZM250 216V215H249ZM33 217V216H32ZM108 218V216H106ZM104 217V220H106L107 218ZM114 217V216H113ZM112 217V218H113ZM132 217H135V216H132ZM152 217H151V220H149V222L153 221L155 223L154 224V228L152 227H149L151 229H149L148 227H145L148 229V230H152L150 232H154V230L156 231L159 230L158 228H160L163 223H162V220L163 218L159 216H156V220H152ZM179 217V215H178ZM221 217V216H220ZM237 217V216H236ZM231 217L230 219H236ZM8 218V217H7ZM115 218V217H114ZM118 218V217H117ZM128 218L130 219V216L129 217H126V219L128 220ZM138 218H140L138 216ZM150 218V217H149ZM166 218V217H165ZM170 218V219H171ZM177 218V217H176ZM189 218V217H188ZM197 218V217H196ZM217 218V217H216ZM229 218V217H228ZM227 218V219H228ZM239 218V216H238ZM249 218V217H248ZM247 218V219H248ZM13 219V220H12ZM32 219V218H31ZM31 219H28L29 222ZM40 219V218H39ZM109 219L111 220L110 216H109ZM119 219V218H118ZM117 221L119 222L120 221V226H117V227H120V231L122 232V234H125V236L127 235L128 237H131L133 239L136 240H140V244L141 242L143 241V239L141 238L143 235L142 233L140 234V232H137L139 231L140 229L138 228L139 225H140V222H139V225H137L138 227L136 228L134 226V228L137 230H135L136 232H134V230H130L128 229L129 225H127L128 221L123 220V222H121L122 220H118ZM134 219V218H133ZM131 219V220H133ZM137 219V218H136ZM135 219V221H136ZM178 219L180 218H177L176 221H178ZM214 219V218H213ZM226 219V220H227ZM229 219V220H230ZM232 219V220H233ZM246 218H244V222L246 221L245 220ZM33 220V219H32ZM42 220V219H41ZM110 220L107 219L108 222H111ZM116 220V219H115ZM114 220V222H115ZM140 220V219H139ZM138 220V221H139ZM166 220V219H165ZM168 220H169V217H168ZM167 220V222H168ZM195 220V219H194ZM217 221V219H215ZM222 220H225V219H222ZM221 220V221H222ZM10 221H15V222H18L19 225L17 227L18 228H15L16 225H15V229L14 228H11L10 227ZM34 221H37V219L35 220V216H34ZM107 221H103L102 224H101V227L103 225V223H107ZM133 221V222H135ZM170 221V220H169ZM193 221V220H192ZM213 221V220H212ZM219 221V220H218ZM219 221V222H221ZM241 221V220H240ZM239 221V222H240ZM11 222V223H12ZM28 222V223H29ZM133 222H129L131 223V225L133 224ZM143 222V221H142ZM167 222L165 221V223L167 224ZM181 222V221H180ZM231 222V221H230ZM235 222H237V220H235ZM244 222H242V224L244 225ZM248 222V221H247ZM245 223L246 224H249V223ZM31 223V222H30ZM113 223V222H112ZM108 223L109 226L112 225L113 227V224H117V222L115 223ZM173 223V222H172ZM177 223V222H175ZM179 223V222H178ZM184 223V222H183ZM228 223V222H227ZM238 223V222H237ZM241 223V222H240ZM239 223V224H240ZM32 225L34 223H31ZM115 224V225H116ZM137 223H135L136 225ZM145 224V223H144ZM147 224V223H146ZM150 226L152 224L148 223ZM147 224V225H148ZM152 224V225H153ZM171 224V223H170ZM174 224V223H173ZM187 224V223H186ZM221 224V223H220ZM219 224V225H220ZM234 224V223H233ZM161 225V226H160ZM182 225V224H181ZM184 225V224H183ZM190 225V224H189ZM194 225V224H193ZM217 225V223L215 224ZM231 225V224H230ZM252 225V224H251ZM30 226V225H29ZM34 226V225H33ZM133 226V225H132ZM142 226V224H141ZM140 226V227H141ZM165 226V225H164ZM163 226V227H164ZM169 227H171L170 225H168ZM176 226H179L178 224ZM229 226V224H228ZM225 226L224 227H228ZM235 226V225H234ZM233 226V227H234ZM239 226V225H238ZM13 227V226H12ZM31 227V226H30ZM123 227V228H122ZM167 228V225L165 226ZM216 227V226H215ZM220 227V226H219ZM219 227H218V230H219ZM231 227V226H230ZM111 228V227H110ZM115 228V227H114ZM165 228V229H166ZM189 228V227H188ZM240 228V226L238 227ZM242 228V227H241ZM246 228H249L248 225ZM251 228V227H250ZM249 228V229H250ZM33 229V228H31ZM103 229V228H102ZM113 229V228H111ZM118 229V228H117ZM185 229V228H184ZM220 231H222V228L220 227ZM228 229V228H227ZM232 229V228H231ZM229 229V230H231ZM27 230V229H26ZM114 230V229H113ZM142 230H143V227H142ZM140 230V231H142ZM146 230V229H145ZM144 230V231H145ZM147 230V231H148ZM169 230V229H168ZM216 230V229H215ZM226 230V229H225ZM234 230V229H233ZM232 230V231H233ZM235 230L238 231V229L235 228ZM242 231V229H240ZM251 230V229H250ZM30 231V230H29ZM116 232V230H114ZM143 231V234L145 233ZM161 233H162V228L159 230ZM171 231V230H170ZM189 231V230H188ZM203 231V230H202ZM228 231V230H227ZM159 232V233H160ZM192 232V231H191ZM223 232V231H222ZM229 232V231H228ZM236 232V231H235ZM247 232V231H246ZM245 232V234H246ZM253 232V230H252ZM251 232V234H252ZM110 233V232H108ZM118 233V232H117ZM149 233V232H148ZM160 233V234H161ZM171 233V232H170ZM226 233V232H225ZM232 233V232H231ZM234 233V232H233ZM120 234V236L122 235ZM152 234V233H150ZM150 234H146L145 235H148L149 237H152L150 236ZM221 234V233H220ZM248 234V232H247ZM17 235L20 236L22 235L23 238L27 237V240H28V246L32 245V249H29L31 248V246L29 248H24L23 247V250L19 249V246H17ZM29 235H32L29 237ZM118 235V234H117ZM116 235V236H117ZM192 235V234H191ZM190 235V236H191ZM213 235V234H212ZM217 235V234H216ZM219 235V234H218ZM224 235V234H223ZM230 235V234H229ZM234 235V234H233ZM237 235V234H236ZM242 233L240 234V237L242 238ZM255 235H257L255 233ZM99 236V237H98ZM154 236V235H153ZM157 236V235H156ZM159 236V234H158ZM165 236V235H164ZM166 236H167V233H166ZM235 236V235H234ZM246 236V235H244ZM243 236V237H244ZM249 234L245 237L246 239H248L249 237ZM253 236V235H252ZM251 236V237H252ZM54 237V236H53ZM119 237V236H117ZM122 237V236H121ZM144 237V236H143ZM146 237V236H145ZM161 237V236H160ZM192 237V236H191ZM190 237V238H191ZM220 237V236H219ZM239 237V235H238ZM264 237V236H263ZM107 239V236L105 237ZM110 238V236H109ZM124 238V236H123ZM153 238V237H152ZM157 238V237H156ZM155 238V240H157ZM180 238V237H179ZM193 238V237H192ZM195 238V236H194ZM233 238V237H232ZM235 238V237H234ZM240 238V239H241ZM55 239V238H54ZM100 239V240H99ZM113 239V238H112ZM130 239V238H129ZM147 239V238H146ZM145 239V240H146ZM151 238H149L150 240ZM172 239V238H171ZM185 239V238H184ZM188 239V238H186ZM200 239V238H199ZM231 239V238H230ZM239 239V240H240ZM254 239V238H253ZM256 239V238H255ZM23 240V239H22ZM103 240V239H102ZM114 240V239H113ZM119 240L122 241L123 243V246L125 245V241H123L122 239H120L119 237ZM145 240L142 242L143 244H145ZM147 239V241H149ZM163 240V238H162ZM181 240V239H180ZM190 240V239H189ZM188 240V241H189ZM229 240V239H228ZM243 240V239H242ZM249 240V239H248ZM246 240V241H248ZM251 240V239H250ZM257 240V239H256ZM259 240V239H258ZM49 241V240H48ZM58 241V242H59ZM105 242V240H103ZM102 241V242H103ZM107 241V240H106ZM119 241V242H120ZM132 241V239L130 240ZM134 241V240H133ZM134 241V242H135ZM152 241V240H150ZM149 241V242H150ZM159 241V240H158ZM184 241V240H183ZM193 241V240H192ZM205 241V240H204ZM216 241V240H215ZM224 241V239H223ZM232 241V240H231ZM234 241V240H233ZM237 241H238V238H237ZM241 241V240H240ZM245 241V242H246ZM255 241V240H253ZM261 241V240H260ZM57 242V241H56ZM57 242V244H58ZM137 242V241H136ZM148 242V243H149ZM157 242V241H156ZM161 242V240H160ZM164 243V241H162ZM161 242V243H162ZM187 241H184V244H186L187 246ZM194 242H195V239H194ZM192 242V243H194ZM214 242V241H213ZM242 242V241H241ZM244 242V243H245ZM251 243V241H248L247 243ZM51 243H52V240H51ZM128 243H131L128 241ZM139 243V242H137ZM152 243V242H150ZM150 243L149 245L147 244V246H150ZM155 243V242H154ZM166 243V242H165ZM171 243H173L171 241ZM176 243V242H174ZM181 243H183L181 241ZM180 243V244H181ZM246 243V244H247ZM49 244V242H48ZM54 244H55V241H54ZM139 244V245H140ZM143 245V246H146ZM156 244V243H155ZM158 244H160L158 242ZM167 244V243H166ZM170 244V243H169ZM183 244V245H184ZM191 244V243H189ZM210 244V243H209ZM212 244V243H211ZM215 244V243H214ZM232 244V243H231ZM260 244V242H258V245ZM23 245V243L21 244ZM122 245V244H121ZM154 245V244H153ZM171 245V244H170ZM177 245H178V242H177ZM208 245V244H207ZM241 245V244H240ZM249 245V244H248ZM247 245V246H248ZM257 245V244H256ZM261 245L262 244V241H261ZM35 246V247H34ZM105 246V247H104ZM108 246V245H107ZM110 246V244H109ZM128 245H125L124 247L126 248ZM131 246V245H129ZM128 246V247H129ZM141 246V245H140ZM158 246V245H156ZM156 246L155 249L156 252L158 251L157 249H159L161 246H159V248L157 247L156 249ZM178 246H182V245H178ZM192 248L194 247V245H190ZM189 246V247H190ZM201 246V245H200ZM199 246V248H200ZM215 246V245H214ZM245 246V245H244ZM243 246V247H244ZM50 246H48V249H49ZM55 246L53 247H50V249L54 248ZM56 247H58V245H56ZM111 247V246H110ZM154 247V246H153ZM163 247V246H162ZM168 247V250L167 251H163V249H161L162 251L159 250V254L163 257L164 256V259H165V256H171L169 258H172L170 259L172 263H175V264H180V261H181V258H179L181 256V254H179V251L180 253L182 252V249L178 250V249H172L170 248L169 246ZM184 247V246H183ZM188 248H185L183 253L187 255L188 253V256L189 255H193L195 253V251L197 250H193V249H189ZM203 247V245H202ZM201 247V248H202ZM206 247V246H204ZM237 247V246H236ZM241 247V246H240ZM261 246H258L257 249H259ZM264 247V246H263ZM263 247L261 248L263 250ZM34 248V249H33ZM137 248V247H135ZM142 248V247H141ZM151 248V246H150ZM172 249V250H169ZM179 248V247H177ZM197 246L195 245L194 249H196ZM197 248V249H199ZM214 248V247H213ZM218 248V247H217ZM235 249V247H233ZM242 248V247H241ZM249 248H253V247H249ZM38 249V251H37ZM47 249V250H48ZM108 250L109 249H112V248H107ZM129 252L130 249L132 248H126ZM138 249V248H137ZM140 249V247H139ZM152 249V248H151ZM240 249V248H239ZM46 250V248H45ZM54 250V249H52ZM149 250V249H148ZM166 250V249H165ZM204 250V249H203ZM214 250V249H213ZM219 250V249H218ZM241 250V249H240ZM244 250V249H243ZM251 250V249H249ZM255 250V249H253ZM28 251V252H27ZM44 251V250H43ZM42 251V252H43ZM51 251V250H50ZM122 251V249H121ZM127 251V252H128ZM136 251V254L138 255V251L135 249ZM147 251V249H146ZM150 251V255H153L154 258H155V255H154V250H149ZM151 251H153L151 253ZM193 251V252H192ZM199 251V250H198ZM202 251V249H201ZM206 251V250H205ZM247 251V250H246ZM257 251V250H256ZM255 251V252H256ZM261 251V250H259ZM46 252V251H45ZM44 252V253H45ZM48 252V251H47ZM128 252V253H129ZM133 252V251H132ZM145 251H143L144 253ZM208 252V251H207ZM217 252V250H216ZM253 251H251L252 253ZM254 252V253H255ZM264 252V251H263ZM108 253V255H107ZM127 253V254H128ZM190 253V254H189ZM212 253V252H211ZM235 253V252H234ZM246 253V252H244ZM248 253V252H247ZM50 253H48L47 255H49ZM51 254V255H52ZM135 253H133V255L131 256L132 259H133V256H134ZM140 254V252H139ZM148 254V253H146ZM156 254V253H155ZM158 254V255H159ZM195 254H198V253H195ZM203 254H204V251H203ZM202 254V255H203ZM249 254V253H248ZM256 255H258L257 253H255ZM260 254V253H259ZM129 255V254H128ZM131 255V253H130ZM129 255V257H130ZM136 255V259L138 257H140V255H138L137 257ZM144 255V254H143ZM150 255L149 257H146V258H150ZM159 255V257H160ZM180 255V256H179ZM186 255L184 257H186ZM250 255V254H249ZM248 255V256H249ZM254 255V254H252ZM255 255V256H256ZM260 255H264V254H260ZM142 256V255H141ZM145 256V255H144ZM143 256V257H144ZM152 256V257H153ZM196 256V255H195ZM200 256V255H199ZM208 256V255H207ZM38 257V256H37ZM130 257V258H131ZM135 257V256H134ZM143 257H141L143 259ZM157 257V255H156ZM194 257V256H192ZM198 257V256H197ZM220 257V256H219ZM39 258V257H38ZM77 258V259H76ZM114 259V257H112ZM145 258V257H144ZM145 258V259H146ZM153 258V259H154ZM168 258V257H167ZM189 258V257H187ZM206 258V257H205ZM204 258V259H205ZM211 258V257H210ZM209 258V259H210ZM259 258V256L257 257ZM41 259V258H39ZM39 259L36 258L37 261H40ZM123 259V258H122ZM135 259V258H134ZM135 261L138 263V264H147L145 263L144 261H141L139 262L138 260ZM157 259V258H155ZM154 259V262H150L149 264H164L162 261V263L159 261V258L158 260H155ZM162 259V258H161ZM190 259L192 260V258L190 257ZM203 259V260H204ZM250 259V258H249ZM252 259V258H251ZM35 260V258L32 260V263L33 261ZM127 260V259H126ZM129 260V259H128ZM148 260V259H147ZM146 260V261H147ZM167 260V259H165ZM169 260V259H168ZM170 260L167 264H170ZM174 262H173V261ZM189 260V259H188ZM191 260L190 263H191ZM219 260V259H218ZM256 260V259H255ZM261 259L259 258V262ZM29 261V262H28ZM53 261V260H52ZM79 261V262H80ZM124 261V259H123ZM183 261V260H182ZM181 261V262H182ZM193 261V260H192ZM230 261V260H229ZM86 262V263H85ZM165 262V261H164ZM165 262V263H166ZM186 263L188 261H185ZM184 262V264H185ZM203 262V261H202ZM247 262V261H246ZM116 263V262H115ZM124 263V262H123ZM194 263V262H193ZM198 263V262H197ZM196 263V264H197ZM200 263V262H199ZM232 263V262H231ZM34 264H37V263H34ZM39 264V263H38ZM78 264V262H77ZM182 264V263H181ZM219 264V263H218ZM224 264V263H223ZM229 264V263H228ZM242 264V263H241ZM244 264V263H243ZM257 264V263H255Z\"/></svg>",
  "mask_w": 264,
  "mask_h": 264
},
{
  "label": "rangeland",
  "instance_id": "obj_2",
  "mask_svg": "<svg viewBox=\"0 0 264 264\" xmlns=\"http://www.w3.org/2000/svg\"><path fill=\"white\" fill-rule=\"evenodd\" d=\"M2 2L0 3V14H2V15H0V24L2 23V21H3V23L2 24H4V22H7L8 21V17L10 18L11 16H12V14H14V15H17V12H18V17L20 16V15H22V16H24V17H26V14H30V17H29V20H28V17H26V21L24 20V18H23V21L21 22V20H22V18H20V17H22V16H20L18 19H20V20H16L17 22H14V24H16L17 26L15 27V28H18V29H16V30H12L11 29V26L10 27H8V24H9V21H8V23H5L4 25H6L8 28H10V33L8 34L7 33V35H5V32H4V35H5V37H4V35L1 33L0 34V39H1V35H2V37L4 38H2L1 40L3 41H0V47L2 48V47H4V50H8V53L6 52V54H7V56H4L3 57V54L5 53V51L2 53L1 52V54H0V59H2V57H3V59L5 58H7L6 60L4 59H2V60H0V74H4V72H8V73H10V77H11V79H9L10 77L8 76V77H6L8 80H6V78H2L1 76L2 75H0V83H4V82H6V83H12V85H15V86H18L19 84L18 83H20V82H23L24 83V85L25 84H29L30 83V80L33 82V84H34V82H35V84L33 85L32 84V82H31V84L33 85V87L35 86H37L36 88H34V89H36V93L35 94H37V96H35V94H34V92H35V90L33 89V87H32V89H31V87L29 86V88H27V85L26 86H24L25 87V89H28V91L30 90L31 91V93H29L28 92V95L30 96H28L27 95V93H26V95H24V97L26 98V97H29V99L32 101V103H33V100L35 99V98H37L36 100H34V102L36 103V104H34V105H39L40 106V108L41 107H43V111H42V113L44 114V111H45V109H47L46 111H45V114L44 115H46L47 116V114H49V104L47 103L48 102V98H47V96L46 95H48L47 94V81H46V74H44V71L45 70H40L38 67H32L31 65L32 64H30V68H29V66H27L28 68H29V70L27 71V70H25L24 69V67H22V63L21 62H23L24 64H25V62L27 61H29V58H31V54L30 53H28V52H26V54H28L27 56H29L28 58H27V56L26 55H24V52L22 51V50H20L19 48H22V38L25 36V35H33V39L36 41V43L37 42H41V44H38V45H42V47H43V49H45L46 47H47V45H46V38L42 35L43 33H42V31H41V28H39L38 26L39 25H37L35 28L33 27V23H32V21L31 20H33L32 19V16H33V14H31L32 12H31V10L32 9H30V8H32L33 6H34V1L33 0H23L25 3H23V1L21 2V1H19V0H17V1H15V2H13L12 0H8L9 2H10V4L12 3L13 5L10 7L11 8V10H12V7H14L13 8V10L12 11H10L8 8V6H10V5H8L9 4V2L8 3H6V0H5V2H4V0H1ZM12 1V2H11ZM29 1L31 2V4L29 3ZM46 3H50L49 5H50V9H49V7H48V10L47 11H51L52 10V8L54 9L53 11H51L52 13H54L56 16H58V14H60V12L59 11H64V9H65V4L63 3V1L62 0H54V1H47V0H44ZM57 1V2H56ZM60 1V2H59ZM73 2H71V1H69L70 2V4H74L73 6L76 8L77 7V9L79 10V9H81L82 11H83V9L81 8V7H85L84 9L86 10L88 7H89V4L87 3V2H89V0H72ZM80 1V2H79ZM104 1H107V0H104ZM103 0L102 1H100V3H99V0H97V1H95L96 3L98 2V4H96L97 6V8L96 9H98V12H100V9L102 10L100 13H98L97 12V10H96V17H95V20L97 21H95L96 22V24L94 23H92V21H89V23L86 21V24L88 25V27H87V29H88V31L86 32V34H88V37L89 36H92V37H89V38H91V39H95L94 41H93V43H92V45L93 46H91L90 48H92V47H94L95 48V46L97 45V52L94 50V49H92L91 50V52L93 53H91L89 50H87V49H85L83 46H81L80 44V42H81V39L79 40V36L78 35H75V36H73V34L71 35L70 34V32H68V34H70L71 36H70V38H71V45H72V47H70V49H71V52H72V54L74 55V59H75V61L77 60V59H79V60H81V59H83V61H85V62H88V61H91V60H89V59H91V58H95L96 60H98V57H99V60L102 58V59H105L106 57H108V56H106V54H109V52H110V56L112 57V58H116V56L121 52L122 54H125L126 55V53H127V55H128V59L129 60H131V61H133V60H135V59H130V57H132L133 55H132V53H130V49L131 50H133V49H135V50H137L138 49V51L140 52V54H139V52H137L139 55H142L141 57L143 58V59H148V57H150L149 55L151 54V59L149 60L151 63L154 61L156 64H157V62L156 61H160L161 60V62L163 61V63L162 64H165V63H167L168 61H170V62H168L167 64L168 65H166V67L169 69V65H170V67H171V64L173 65V64H175L173 67H171V74L173 75V76H175V74H177V72L179 71V68H180V70H182V71H184L183 70V68L185 69V71H190L189 73H190V75H191V73H193L190 77V79L188 80V81H183V80H171V78H164V77H162V76H160V74H156V73H148L147 75L145 74L142 78H141V81L139 82V84H138V86H139V90H140V92H142V90H143V92L141 93V94H143V95H141V100H143V101H141L140 100V103H142L141 105H143V108H142V110H143V112H145L144 114H145V116H147V114H148V116H147V118L149 119H147L148 120V122H154V124H152V122H151V124H146V126L147 125H149V126H147V129H149V127L151 128V129H149V131L151 130V131H155L156 133L154 134L157 138H159V135H161V137H162V139H168V140H166L167 141V143L169 144V145H171L172 146V143L173 144H175V146L173 145V147H175V148H178L179 149V152L182 150L183 152H180L181 154L183 153L184 155L182 156V158L184 159H182V161H180V163L179 164H177V165H179V166H173V167H175V169L177 170V171H179L178 169H180V171H179V173L175 170V169H171V168H173L172 167V165L170 166V164H168V165H163L162 167L163 168H165L164 170L166 171H163L162 172V170L161 169H163L162 167L160 168V171H158L159 170V168H158V170H157V173H158V175L160 176V177H162V179H160V177L158 176V175H155V176H153L152 174H150L149 176H147L148 174L147 173H144V171H139V173L138 174H136V177H137V175H138V177L139 178H134V179H132V180H134V181H132L131 180V182L134 184H136L138 181H140V182H143L142 184L140 183L139 184V182L137 183L138 185H133L131 182H129V184H123L122 183V181H121V179H123L124 177H126L127 175H123L121 172L122 171H120V173L118 172V170H113V171H115L116 173H119L120 175V177H118V174H117V176H116V173H114L113 172V176H111V179H113L114 181H118V183L116 182V184L114 185L113 184V186H115V188H117L116 190L117 191H119V193L120 192H122L121 194H117L118 196L120 195V197H122V195H126L127 194V192L128 191H130V189L132 188L131 187V184H132V186H133V188H134V186H139V187H137L138 189H140V188H144V190H146V191H144L143 189H140V190H138L139 191V193L141 194L140 196H142V198H144V200H146V198H148L149 200H146V201H148L149 203H150V201H152L151 203H150V205L151 206H153L154 205V210H151V209H147V210H149V211H147L146 210V207H145V205H144V209L145 210H143V208H142V210H141V212H139L138 213V211H140V207L143 205V204H137L138 206H140L139 207V209H138V206H136V205H134L135 203V201H132V199L130 200L129 199V201H128V198H127V200L124 202L123 200H120V201H123V202H118V203H116L115 201H113L112 202V200L114 199V197H113V195H110V194H114L115 192H114V190H115V188L114 187H112L113 189H110V190H108V189H106V191H107V193H105L106 194V196H104V197H101V198H103L102 200H103V202H104V204H105V208L104 209H106L107 208V210H105L106 212H108V214L106 213H104L106 216H108V218L103 214V221L105 222V221H107V219L108 220H110L109 219V216H110V218H111V222H108L107 221V223H103V225H102V227H101V224H102V222L99 224V231H105V232H103V233H101L100 232V234H102L101 235V237H99V238H102L103 236H104V233H105V237L107 236V239L105 238V237H103L102 239L103 240H105V242L101 239H99L100 241H98L99 243H101V244H103V245H105L106 244V250H107V252L109 251V255H108V253H107V255H108V257L109 256H112V255H110V254H112L113 252L115 253V255L116 256H112V257H114V259L112 258V257H110L111 258V260L113 261L112 263H114V264H138L136 261H135V259H136V251H135V249L138 251V255H140V257H138V255H137V259L136 260H138L139 262H141V261H144L145 263H147V264H149L150 262H154V259L155 258H157V259H155V260H158V258H159V261L161 262H163L164 264H167L168 262H169V260L170 259H172V258H169V257H171V256H165V259H167V260H165L164 259V256L162 257L159 253V250L160 251H162L161 249H163L164 247H166V248H164V250L163 251H167L168 250V247L167 246H169L170 248H174V249H178V250H180V249H182V252L180 253V251H179V254H181V256L179 257V258H181V261H180V264L182 263V264H184V262L185 261H188L187 263L185 262V264H196L197 262V264H255V263H257V264H264V255H260V254H264V182H263V184H261L262 182H261V180L263 179L264 180V176H263V174L260 172V169H259V166H260V168H261V165H263V163L261 162L260 164H257V161L255 162L254 160H256L255 159V157H257L258 156V154L259 153H261L263 150L262 149H256L255 147H254V145H253V148H252V145L250 146V142H248L247 143V141L245 142V140H241V138H240V136L242 137L243 136V131H244V129H243V126H241L243 123H242V116H241V113L238 111L239 110V104L241 103V101H242V99L243 100H245V101H248L249 100V97H240L239 95H238V97H240L241 98V100H240V98H238L237 97V95H233V93L230 91V90H228V89H221L220 88V86H219V83H220V79H221V77H223V75H228L229 74V72H231V66L230 65H228V64H224L223 65V70H222V73H223V75L222 76H220L222 73H218V72H216L215 70H212L211 72H210V76H209V74H207L206 73V71H204L205 69V67L204 66H207V64L209 65V63L211 62V58H213L212 56H210V58H209V60L210 61H208L207 59H208V56H209V54H208V49H209V47L207 48V50L205 49L206 47H207V39L209 38V35L212 33V31L210 30L212 27V25L211 24H213L217 19H216V17L217 18H219V14L221 15V17L222 16H226L225 14H227V13H229L228 11H230V9H234V11L232 10V11H230L231 13L232 12H235V11H238V10H240L241 8H243V4H244V8H246V7H248V6H251V5H256L257 6V4H258V6H259V4H260V7L261 8H263L264 7V5L262 4V3H264V0H257L255 3H253V1L251 0H176V2L178 1L179 3H180V5L178 4V3H176L175 2V0H173L174 2H175V5H176V7L175 6H172L173 4V1H171V0H169V1H167V0H164L163 1V4H162V6H164V7H166L167 9H165L164 10V8L162 7H160V8H154V6L153 7H151V8H153L154 9V11H150V17H148L149 16V14H148V16H147V14H146V16L147 17H144L142 14H138V18H140V19H138L137 20V17H136V19H135V21L133 22V23H131V26H130V24H125V23H123L124 25V27H121V21L119 20V22H117L118 21V19H120V17L119 16H117L119 13H121V10L123 9L122 8V5H119V3H118V5L120 6V9L118 8L119 6L117 5V3H116V1H118V0H111L112 2H113V4L112 3H108L110 0H108V2H104ZM143 1V0H142ZM146 2H144V3H150V4H152V0H150V1H148V0H145ZM165 1L167 2V4L165 3ZM243 1H247V2H252V3H247L248 5H246V3L245 2H243ZM255 1V0H254ZM260 1V2H259ZM262 1V2H261ZM21 4H20V3ZM51 2L52 3H54V4H52L51 5ZM59 2V3H58ZM84 4V5H82V3ZM114 2L116 3V7H115V4H114ZM170 2V3H169ZM181 2H182V4H181ZM184 2H186V3H184ZM241 2H243V3H241ZM6 3V4H5ZM16 3H18L17 4V6L15 5ZM29 3V4H28ZM56 3H58L59 5V7L57 6V4ZM80 3V4H79ZM87 3V4H86ZM106 5H105V4ZM26 4L28 7H26V8H24L25 6L24 5ZM33 4V5H32ZM47 4V5H48ZM63 4V5H62ZM100 4V5H99ZM165 4V5H164ZM170 6H172V9H169V11H170V13H169V11H168V17L170 16L169 14H171L172 13V11L171 10H174L173 11V13H174V16H178L177 18L176 17H173V14L169 17V21L171 20L170 18H174V19H172L171 21H173V22H171V25H170V22L168 21H165V19L166 20H168V17H167V10H168V7H169V5ZM178 4V5H177ZM186 4H190L189 6H188V8L187 7H185V5ZM251 4V5H250ZM5 5V6H4ZM21 5H23V6H21ZM42 5V4H41ZM45 3H44V8H45ZM75 5H77V6H75ZM88 5V6H87ZM102 5V7H100ZM153 5V4H152ZM166 5H168V6H166ZM183 5V6H182ZM235 5H240V7L241 8H236L237 6H235V8H234V6ZM254 5V6H255ZM6 6H7V9H6ZM19 6H21V7H19ZM43 6V5H42ZM52 6V7H51ZM54 6V7H53ZM79 6V7H78ZM100 8H99V7ZM107 6V7H106ZM110 6H112L113 8H114V10H113V8L112 7H110ZM177 6H178V8H177ZM181 6V7H180ZM24 9H23V8ZM46 7V8H47ZM59 9H61V10H59ZM61 7V8H60ZM63 7V8H62ZM108 7H109V9H110V11H109V9H108ZM233 7V8H232ZM4 8V9H3ZM17 8H20V9H17ZM21 8H22V10H21ZM28 8H29V10H28ZM150 8V9H151ZM169 8H171V7H169ZM187 8V9H186ZM26 9V11H24V12H26V14L24 13V14H22V12L21 11H23V10H25ZM175 9H176V11H175ZM226 10L227 12H223V11H220V13H218L219 12V10ZM8 10V11H7ZM15 10V11H14ZM19 10H21V11H19ZM57 10V11H56ZM80 10V11H81ZM85 10L83 11V12H85ZM108 10V11H107ZM157 12H156V11ZM163 10H164V12L166 13V17H165V19H164V12H163ZM81 11V12H82ZM117 11V12H116ZM160 11V12H159ZM161 11H162V14L164 15V16H160V18L162 19V20H164L165 22H167L168 23V26L166 25L167 23H165L164 21L162 22V20L160 19V18H158V16L161 14ZM216 11H217V13H216ZM6 12L8 13V12H10V13H8L7 15V17H6ZM19 12H21V14L19 15ZM28 12H30V13H28ZM56 12H58V13H56ZM102 12H104V13H102ZM111 12H113V14L111 13ZM141 12V11H140ZM153 12H155V14L157 15H153L152 13ZM16 13V14H15ZM99 15H98V14ZM117 15H116V14ZM123 13V12H122ZM142 13V12H141ZM216 13V14H215ZM215 14V16L216 17H214L213 15ZM218 14V15H217ZM224 14V15H223ZM102 15V16H101ZM109 16L108 18H110V19H108L107 18V16ZM113 15H114V18H113ZM120 15V14H119ZM145 15V14H144ZM228 15V14H227ZM2 16H5V17H3L2 18ZM99 16V17H98ZM111 16H112V19H111ZM142 16H143V18H142ZM154 16H156V18L154 17ZM213 16V17H212ZM103 17H105L104 19H106V20H109V21H111L110 23H108L107 21H106V24L108 23V25L110 24V25H112V26H114L115 28H116V32L119 30V28H120V31L121 32H126L125 34H124V36H127V39L128 40H126V38L123 36V34L121 33L120 35L119 34H117V33H119V32H117V33H115V34H113V33H111V32H114L113 30H111V28H113V29H115L114 27H112V26H110V27H107L108 25H106L105 23H102V22H105V20L103 19ZM179 17H180V19H179ZM210 17L212 18V19H216L215 21L213 20V22L212 23H210V21H209V19H210ZM5 18V19H4ZM103 20H102V19ZM118 18V19H117ZM145 18V19H144ZM159 19V20H161L160 21V23L162 22V24L164 23L166 26L164 27V24H163V26H162V24L160 25V24H158L159 23V20H158V22H157V20L156 19ZM176 18V19H175ZM2 19V20H1ZM11 19V18H10ZM94 19V18H93ZM116 20V22L118 23H115V20ZM177 19H179L178 21H177ZM205 19V23H206V21H207V23L206 24H204V25H202V26H200V22L199 21H202V20H204ZM208 19V20H207ZM212 19H210V20H212ZM261 19V18H260ZM259 19V20H260ZM87 20V19H86ZM143 20V21H142ZM174 20H175V22H177V23H174ZM258 20V21H259ZM19 21H20V23H21V25H18V23H19ZM27 21H29L28 23H30L29 25H30V27H29V25H28V23H27ZM31 21V22H30ZM100 21V22H99ZM102 21V22H101ZM141 21V22H140ZM208 21H209V23H208ZM262 21V20H261ZM23 22H25V23H23ZM99 22V23H98ZM156 22H157V24L158 25H160V27L156 24ZM179 22H181V24H179ZM184 24H183V23ZM19 23V24H20ZM32 23V24H31ZM98 23V24H97ZM103 24V26L101 25V24ZM175 24V26H174V24ZM263 23V22H262ZM2 24H1V26H0V32H2V29L3 28H6V26L4 27H2ZM25 24V26L23 27V25ZM90 24H92V28L90 27ZM101 25V27H100V25ZM104 24L106 25V26H104ZM119 24H120V27H119ZM178 24V25H177ZM207 24H210V25H207ZM260 24V23H259ZM32 25V26H31ZM64 25V26H63ZM62 25V27H64L66 30L68 29L67 27H66V24H63ZM94 25V26H93ZM99 25V26H98ZM118 25V26H117ZM126 25V26H125ZM180 25V26H179ZM181 25H188V28H185L184 26H181ZM205 25L206 26H210L209 28L208 27H206L207 28V30H204V29H201L200 28V30H202L201 32H200V30H199V28L198 27H202V28H205ZM15 26V25H14ZM14 26H13V28H14ZM22 26V27H21ZM133 26V28H131ZM137 26V27H136ZM140 26V27H139ZM158 26V27H157ZM171 26H174L175 27V30H172V28L174 29V27H171ZM179 26V27H178ZM204 26V27H203ZM90 27V28H89ZM96 27H99V28H96ZM103 27V28H102ZM105 27V28H104ZM119 27V28H118ZM126 27H128V29L126 28ZM134 27L136 28V29H134ZM157 27V28H156ZM164 27V28H163ZM170 27V28H169ZM184 27V28H183ZM63 28V29H64ZM94 28H96V29H98L97 31L100 33H98L97 31H96V29L94 30ZM121 28H122V30H121ZM131 28V29H130ZM159 28V29H158ZM169 29V31H168V29ZM31 29V30H30ZM34 31H33V30ZM39 31H38V30ZM103 29V30H102ZM108 29H109V31H110V34H113L112 36L114 37V41H116L117 39V41H116V43L118 44L119 42L118 41H120L119 39L120 38H118V36H120V37H124L125 39H122V42H121V45H123V46H121L120 45V43L118 44V46L117 45H115L116 43L112 40L113 38L111 37V35L109 34L108 35V33H105V32H107L108 31ZM124 29H126V31L124 30ZM157 29V30H156ZM164 30V31H162V33H163V35H162V33H161V30ZM165 29H167V32L165 31ZM183 29H184V32H185V35H184V33H183ZM188 29V30H187ZM190 29V30H189ZM107 30V31H106ZM124 30V31H123ZM132 30V31H131ZM133 30H134V32H133ZM170 30H172V31H170ZM198 30V31H197ZM12 31H15V32H12ZM32 31V32H31ZM90 31V32H89ZM108 31V32H109ZM127 31H130V32H128V34H127ZM140 31V32H139ZM158 31V32H157ZM160 31V32H159ZM174 31H177V32H174ZM181 32V33H179V32ZM186 31L188 32V33H186ZM190 31V32H189ZM204 31V32H203ZM207 31V32H206ZM91 32H93L92 34H91ZM96 32V33H95ZM133 33V34H129V33ZM136 32H137V35L138 36H136ZM165 32V33H164ZM169 32H171V33H173L172 35H171V33H170V35H166V34H169ZM200 32V33H199ZM208 32H210V34L208 33ZM14 33H16L17 35H18V40L19 41H17V38L15 39L14 38ZM34 33H35V35H34ZM42 33V34H41ZM96 35H95V34ZM159 34V36H158V34ZM161 33V34H160ZM175 33V34H174ZM180 35H179V34ZM182 33H183V35H182ZM190 33V34H189ZM204 33L206 34V35H208L207 36V38H206V35H204ZM11 34H12V37H11ZM19 34H20V39H19ZM98 34V35H97ZM102 34V35H101ZM106 34V35H105ZM135 34V35H134ZM178 35V36H176L177 37V40H178V38H182L181 40H180V44L177 42V40H174V38H173V35H174V37H175V35ZM189 34V35H188ZM200 34H201V36H203V39L202 40H200L201 38H199V37H201L200 36ZM12 38V39H14L16 42H15V45L12 43V42H14L9 36ZM17 35H15V36H17ZM42 35V36H41ZM95 35V36H94ZM101 36V40L99 39L100 38V36ZM110 36V37H108V36ZM115 35V36H114ZM122 35V36H121ZM128 35H130V36H128ZM132 35H134V37L135 38H133V36ZM164 35L165 36H171V37H169V38H167V37H164ZM182 35V36H181ZM35 36V37H34ZM41 38H40V37ZM104 36V40L102 39V37ZM160 36L162 37V38H160ZM8 38V39H5V38ZM43 37V38H42ZM74 37V38H73ZM76 37H78L77 39H76ZM95 37V38H94ZM97 37H98V39H97ZM128 37H132V38H128ZM158 37L160 38V39H158ZM164 37V38H163ZM176 37H175V39H176ZM36 38H37V40H36ZM112 38V39H111ZM165 38H167V40H170V41H168L167 42V40L165 39ZM10 39V40H9ZM44 39V41H45V43H44V41H42ZM130 39V40H129ZM165 39V40H164ZM4 40H6V41H4ZM72 40H74V41H72ZM76 40H78V42L76 41ZM103 40V43L102 42H100V41H102ZM124 40V41H123ZM125 40L128 42L129 41V44L128 45H130V47H128L127 46V44L126 43H124L125 42ZM160 40V41H159ZM172 40H174L173 42H172ZM178 40V41H179ZM99 41V42H98ZM131 41V42H130ZM165 41H166V43H165ZM176 41V43H174ZM43 42V43H42ZM74 42V43H73ZM95 42H96V44H95ZM105 42V43H104ZM112 42V43H111ZM134 43V45L136 46L137 44H138V46H136V47H139V48H132V45L130 44V43ZM171 42H172V44L173 45H171V46H168V45H170L171 44ZM16 43H20L19 45L18 44H16ZM75 43L77 44V46L75 45ZM80 43V44H79ZM106 43H107V45H111L112 47H110V46H108L107 47V45H106ZM168 43V44H167ZM205 43V45H206V47L205 46H203V44ZM44 44V45H43ZM101 44V45H100ZM113 44H114V46H113ZM98 45L99 46H101V47H98ZM125 45V46H124ZM133 45V46H134ZM145 45V46H144ZM148 47H147V46ZM161 45V46H160ZM78 46L79 47H81L80 49L78 48ZM103 46H104V48H103ZM105 46H106V48H105ZM116 46V47H115ZM121 46V47H120ZM178 46V47H177ZM74 47V48H73ZM110 47V48H109ZM118 47V48H117ZM120 47V48H119ZM126 47H127V49H126ZM141 47H144V48H146L145 49V51H144V53H143V48H142V50H141ZM160 47V48H159ZM171 47V48H170ZM205 47V48H204ZM6 48V49H5ZM15 48H18V50H19V52L17 51V50H15ZM72 48H73V51L75 52V54L73 53V51H72ZM100 48V49H99ZM111 48H112V50H111ZM117 48V49H116ZM123 48H125V49H123ZM128 48H130L129 50H128ZM173 48V49H172ZM79 49V51H77ZM85 49V50H84ZM104 49V50H103ZM121 51H120V50ZM148 49V50H147ZM169 49V50H168ZM13 50V51H12ZM107 50H109V51H107ZM166 50V51H165ZM172 50V51H171ZM2 51H3V49H2ZM14 51H16V52H18V53H16V55L18 54L20 57H22L21 56V54L24 56L23 58H21L20 59V57L19 58H17V56H15L14 54H15V52ZM80 51H83V54H82V52H80ZM86 51H88V52H86ZM100 51V52H99ZM112 51V52H111ZM117 51L119 52V53H117ZM126 51H128V52H126ZM134 51V50H133ZM152 51V52H151ZM154 51V52H153ZM158 51V52H157ZM206 51V52H205ZM96 53V55L97 54H100L99 56L97 55V56H95V53ZM116 52V53H115ZM146 52V53H145ZM162 52V53H161ZM169 52V53H168ZM78 53V54H77ZM86 53H88V54H86ZM106 53V54H105ZM112 53H115V56H114V54H112ZM131 54V56H130V54ZM141 53H143V54H146L145 55V57H147V55H148V57L147 58H145V57H143V54H141ZM148 53V54H147ZM153 53V54H152ZM6 54H4V55H6ZM79 54H80V56L82 55V58L79 56ZM91 54V55H90ZM105 54V55H104ZM164 54V55H163ZM167 54V55H166ZM211 54V53H210ZM78 55V56H77ZM84 55V56H83ZM87 55V56H86ZM102 55V56H101ZM153 55H154V57H156V58H154V59H156V60H154L153 59V61H151L152 60V58H153ZM171 55H172V57H171ZM26 56V57H25ZM86 56V57H85ZM101 56V57H100ZM105 56V57H104ZM176 56V57H175ZM83 57H85V58H83ZM110 57V58H111ZM17 58V59H16ZM27 59V60H25V59ZM134 58V57H133ZM179 58V59H178ZM181 58V59H180ZM18 59H19V61H18ZM85 59V60H84ZM20 60H25V62L24 61H20ZM87 60V61H86ZM167 60V61H166ZM181 60H183V61H181ZM172 61V62H171ZM176 63H179V65L178 64H176ZM213 61V60H212ZM16 62H19V64L18 63H16ZM161 62H158V65L159 66H162L160 63ZM165 62V63H164ZM174 62V63H173ZM182 62V63H181ZM208 62V63H207ZM21 63V64H20ZM154 63V64H155ZM154 64H151V66L153 65V66H158V65H154ZM177 65V66H176ZM15 66H19L18 68L17 67H15ZM24 66V65H23ZM138 66V65H137ZM136 66V68H140L139 66H141V64L137 67ZM181 66H182V69H181ZM191 66V67H190ZM3 67H4V69H3ZM163 67H165V65H163ZM6 68L8 69V70H6ZM188 68V69H187ZM192 68H193V70H192ZM32 71H31V70ZM175 69H177V71H175ZM191 69V70H190ZM11 70H14V71H11ZM170 70V69H169ZM174 70V71H173ZM172 71L174 72V73H172ZM192 71V72H191ZM42 72V73H41ZM176 72V73H175ZM203 72V73H202ZM7 73V75H9ZM24 73H26V74H28L29 76H30V78H28V80L29 81H20L19 79V81H17V79H16V76L15 75H20V74H24ZM38 75H37V74ZM42 74H44V75H42ZM218 74H220V75H218ZM12 75H14L15 76V79L13 78V76ZM33 75V76H32ZM42 75V76H41ZM202 75V76H201ZM205 75H207V76H205ZM32 76V77H31ZM39 79H36V77ZM97 75H95V78H94V80L95 79H98V80H91V81H93L92 83H94L95 82V84H96V86H97V90H99V91H97V93L96 92H94V94L96 95L97 94V96H99L101 93L102 94H104L103 93V91H105L104 90V88H102V86H100V83H101V81L103 80H101V78L100 77H96ZM205 78H204V77ZM229 76V75H228ZM240 75H238V76H234L235 78V81L238 83L240 80V78L241 77H239ZM44 77V78H43ZM144 77H146L145 79H144ZM207 77H210V79H209V81L207 80ZM220 79H219V78ZM236 77H238V79L236 78ZM42 78V79H41ZM82 79L84 78L83 77V75H82V77H81ZM88 78H89V76L87 77V80H88ZM172 78H174V77H172ZM202 78H204V79H202ZM4 79V80H3ZM34 79H35V81H34ZM40 79H41V82L40 83H38V81H40ZM90 79H92V77L90 78ZM201 79V80H200ZM243 79H244V77H243ZM6 80V81H5ZM37 80V81H36ZM144 80H148V82L146 81H144ZM207 80V81H206ZM215 80H216V82H215ZM239 80V81H238ZM242 80V79H241ZM242 81H244V80H242ZM242 81H240V82H242ZM29 82V83H28ZM145 82V83H144ZM215 84H214V83ZM240 82L238 83V85L239 86H241V87H239L240 88V91L242 92V91H245L246 89H244V87H243V83H241L240 84ZM37 83H38V85H37ZM45 83V84H44ZM147 83H148V85H147ZM30 84V85H31ZM39 84H41V85H43V86H41V85H39ZM99 84V85H98ZM125 84V83H124ZM217 84V85H216ZM46 85V86H45ZM68 86H70L69 87V91L68 92H70V93H72V91H74L72 88H74L73 87V83L72 82H70V85H68ZM99 86V87H98ZM4 87V86H3ZM41 87V88H40ZM72 87V88H71ZM146 87V88H145ZM39 88H40V91L41 90H43V91H41V93L40 92H37V91H39ZM141 88H143L142 90H141ZM219 88V89H218ZM101 90V91H100ZM218 90H220V91H218ZM223 92H222V91ZM228 90V91H227ZM224 92H227V94L226 93H224ZM40 93V94H39ZM74 94H77L75 91L73 92ZM72 93V94H73ZM106 93V92H105ZM146 93V94H145ZM229 93H231V94H229ZM38 94L40 95V97L38 96ZM44 94V95H43ZM73 94V95H74ZM100 95L99 96V98L101 97V96H105L106 94H104V95ZM228 95V96H227ZM230 95V96H229ZM142 96H144V97H142ZM228 98H226V97ZM231 96H234V97H232L231 98ZM43 97H45V98H43ZM75 97V96H74ZM96 97V96H95ZM106 97V96H105ZM1 98V97H0ZM85 98H86V95H85ZM98 98V97H97ZM233 98L236 100V101H238V102H236V101H234L235 103H233L232 101H233ZM238 98V99H237ZM24 99V98H23ZM28 98H26V100H27ZM29 99L27 100V101H29ZM40 99H41V101H40ZM43 99V100H42ZM145 100V101H144ZM181 100H182V102H181ZM31 101L29 102L30 104H31ZM39 101V102H38ZM145 102V103H144ZM8 101L7 100H5V99H0V106H3V113L4 114H8V113H5V112H7V110L5 109L7 106H6V104L8 105ZM39 103V104H38ZM182 104V105H181ZM42 105V106H41ZM47 105V106H46ZM232 105H233V107H232ZM6 106V107H5ZM121 106H124L123 104L121 105ZM235 106V107H234ZM45 107V108H44ZM142 107V106H141ZM42 109V108H41ZM234 109V110H233ZM236 109V110H235ZM233 111H235V112H233ZM147 113V114H146ZM234 113V114H233ZM150 114V115H149ZM43 115V116H44ZM233 115V118L231 117ZM45 117V116H44ZM150 117H151V119H150ZM228 117H229V119H228ZM231 117V118H230ZM241 117V118H240ZM234 118H236V120L234 119ZM238 118V119H237ZM10 121H8L9 122V124H10V122H11V124L9 125L10 126V128L12 129L13 128V124H14V122H15V120H13V123H12V121H11V118L9 119ZM238 120V121H237ZM239 120H241V121H239ZM238 122V126H237V122ZM235 122H236V126L238 127H236L235 126ZM155 124H157V125H155ZM239 124H241L240 126H239ZM152 125V126H151ZM230 125V126H229ZM157 127V128H156ZM240 127H242V129H240ZM155 128V129H154ZM235 128H237V129H235ZM158 130V131H157ZM241 130H243V131H241ZM16 132H14V134H19L18 132H19V130L18 129H16L15 130ZM150 131V132H151ZM161 131H165L163 134L161 133ZM241 132V133H239V134H237L236 132ZM158 132L160 133V134H158ZM151 133H153V132H151ZM166 133V134H165ZM237 134V135H236ZM240 135V136H239ZM237 136L240 138V141H242V142H240L239 143V145H237L238 144V142L239 141H236V140H238L239 138H237ZM25 141H29L30 140V138H23ZM23 141V140H22ZM25 141H23V144L25 143ZM165 141V140H164ZM170 141H172L171 143H170ZM236 141V142H235ZM176 142H177V144H176ZM244 142L248 145V147H247V145L246 146H244L243 144H244ZM42 143H44V142H42ZM41 143V144H42ZM237 143V144H236ZM250 143V144H249ZM20 144V143H19ZM18 144V145H19ZM23 144H21V145H23ZM236 144V146H233V145H235ZM27 145H29V144H27ZM183 145V146H182ZM26 146V144L23 146V147H25ZM43 147H46V145H45V143L42 145ZM181 146V147H180ZM250 146V147H249ZM96 149H95V151H96V153H99L100 152V147H97V146H94ZM180 147V148H179ZM232 147V148H231ZM99 148V149H98ZM186 148V149H185ZM230 148L232 149V150H230ZM181 149V150H180ZM244 149V150H243ZM247 149V150H246ZM1 150V149H0ZM29 152H28V151ZM26 150V152L28 153H26L25 155H28L27 157H24V158H22V159H24V160H22V162L24 163H22V162H20L21 161V159H20V161H18L20 164V166H23V167H21V168H25V166H26V168L28 169V171L31 169V170H34L35 171V169H36V166H38V164H36L37 162H35V160L33 159L34 158V156H33V149L31 148H28ZM241 150H243V152L241 151ZM250 150V151H249ZM253 150V151H252ZM101 151H103V148L101 149ZM245 151H247V152H245ZM253 153H252V152ZM257 151H259V152H257ZM153 156L156 158V160L157 161H162V159L165 157V154H166V152L164 151V148L163 147H159V148H156L155 150H153ZM248 153L250 154V156L248 155ZM247 154V155H246ZM253 154V155H252ZM252 155V156H251ZM238 156V157H237ZM29 157V158H28ZM33 157V158H32ZM236 157H237V159H236ZM249 157H251L253 160H251V158H249ZM195 160V161H194ZM198 160V161H197ZM200 160V161H199ZM252 161H253V164H251L252 163ZM14 163H16L17 164V166H18V163L17 162H15V161H13ZM187 162L189 163V164H187ZM193 162H195V163H193ZM199 162V163H198ZM202 162V163H201ZM260 162V161H259ZM45 163V162H44ZM184 163H186V166L184 165ZM255 163V164H254ZM15 164V165H16ZM26 164V165H25ZM199 164V165H198ZM224 164V165H223ZM25 165V166H24ZM33 165V166H32ZM45 165H46V163H45ZM44 164H39V166H40V168L41 169H38V171H35V173L37 172H41L42 170H43V172H42V175L45 177V173H47V171H46V168H47V166H45ZM188 165V166H187ZM198 165V166H197ZM254 165V166H253ZM258 167H257V166ZM166 166V167H165ZM195 166V167H194ZM204 168H203V167ZM235 166V167H234ZM42 167H44L45 169H43ZM171 167V168H170ZM178 169H177V168ZM184 167H185V169H184ZM188 167V168H187ZM193 167V168H192ZM256 167H257V169H256ZM167 168L170 170L171 169V171L173 170V171H175L174 173H173V171H172V173H170L171 171H169V170H167ZM198 168V169H197ZM218 169V171H217V169ZM189 169V170H188ZM191 169V170H190ZM196 169V170H195ZM203 169V170H202ZM248 169V170H247ZM250 169H252L251 171H250ZM31 170H30V172H31ZM44 170H45V172H44ZM184 170V171H183ZM186 170H188L187 172H186V174L187 175H185V171ZM255 170V171H254ZM259 170V171H258ZM167 171H169V172H167ZM182 171V172H181ZM193 171V172H192ZM215 171H217V172H215ZM161 172V173H160ZM196 172H197V174L199 175V177L197 176V175H195L196 174ZM202 172V173H201ZM212 172V173H211ZM251 172V173H250ZM257 172V174H258V172L260 173L259 174V177H258V175L256 176L255 175V173ZM33 173V172H32ZM32 173H30V174H32ZM160 173V174H159ZM165 173H170L169 175H170V178L173 180L171 183H170V181L169 180H167V177H168V175L167 174H165ZM184 173V174H183ZM188 173H189V175H188ZM195 173V174H194ZM219 173V174H218ZM249 173V174H248ZM115 174V175H114ZM147 174V175H146ZM162 174H164L163 176H162ZM172 174V175H171ZM178 174V175H177ZM201 174V175H200ZM214 174V175H213ZM248 174V175H247ZM254 174V175H253ZM42 175L40 176V177H42ZM140 175V176H139ZM144 175H145V177H144ZM154 177H152V176ZM165 175H167V177L165 176ZM182 175V176H181ZM192 175V176H191ZM194 175V176H193ZM251 177H250V176ZM261 175H262V177H261ZM38 176V177H39ZM124 176V177H123ZM142 176V177H141ZM147 176V177H146ZM159 178H158V177ZM243 176V177H242ZM257 178V180H255L254 181V179H256L255 177ZM35 178H34V180H40V181H42L41 179H39L38 177H36V176H34ZM135 177V176H134ZM153 178V181H152V178ZM156 177V178H155ZM183 177V178H182ZM186 177V178H185ZM191 177H193V178H191ZM195 177H197L198 179H195ZM208 177V178H207ZM241 177V178H240ZM43 178V177H42ZM115 178H117V179H115ZM120 179V181H119V179ZM141 178V179H140ZM144 178H146V179H151V180H146L145 181V179ZM188 178H190V179H188ZM229 178V179H228ZM251 180H250V179ZM252 178H254L253 180H252ZM258 178L260 179V178H262V179H260V181L258 180ZM139 179V180H138ZM163 179H166L167 181H169L168 183L166 182V181H164V183H162L163 181ZM184 179V180H183ZM204 179V180H203ZM207 179V180H206ZM238 179V180H237ZM96 180H98L99 181V183H103L104 181L98 176V178L96 179ZM102 180V181H101ZM138 180V181H137ZM142 180V181H141ZM195 180V181H194ZM199 180H201V181H199ZM247 180H249V182L247 181ZM151 181L153 182L152 183V185H156L154 182H156V181H159L158 182V184L156 185V187H154V186H152L151 184L149 185V183H151ZM162 181V182H161ZM194 181V182H193ZM197 181V182H196ZM213 181V182H212ZM225 181V182H224ZM237 181V182H236ZM35 182V181H34ZM191 182H192V184H191ZM199 182V183H198ZM207 182V183H206ZM222 182V183H221ZM251 182V183H250ZM255 182V183H254ZM259 182H261V183H259ZM131 183V184H130ZM147 185H146V184ZM202 183V184H201ZM203 183H205V184H203ZM216 183V184H215ZM252 183H254V184H252ZM259 185H258V184ZM46 185V187H44V188H49V186H50V184L47 182V180H46V183H45ZM47 184H48V186H47ZM195 184V185H194ZM261 184V185H260ZM104 185H105V182H104ZM121 185H124L125 186V188H123ZM129 185V186H128ZM254 187H253V186ZM256 185H257V187H258V189H257V187H256ZM262 185H263V188H262ZM100 186L102 187L101 188V190L104 188L103 187V184H100ZM117 186V187H116ZM197 186V187H196ZM218 186V187H217ZM255 189H253L252 187ZM118 187H120V188H118ZM146 187H148L149 189H147ZM248 187V188H247ZM261 187V188H260ZM129 190H128V189ZM146 188V189H145ZM153 188V189H152ZM154 188H156L155 189V191H154ZM214 188V189H213ZM250 188V189H249ZM122 189V190H121ZM259 189H262L261 190V193H260V190ZM45 190V189H44ZM48 190V189H47ZM47 190H46V192H47ZM111 190H113V191H111ZM141 190H143L144 192H142ZM209 190H210V192H209ZM243 190V191H242ZM20 190H18V191H16L17 193H22V190L19 192ZM49 191V190H48ZM147 191H149V192H147ZM247 191V192H246ZM253 191V192H252ZM257 191H258V193H257ZM43 192H45V191H43ZM110 192H112V193H110ZM126 192V193H125ZM205 192V193H204ZM208 192V193H207ZM252 192V193H251ZM256 192V193H255ZM110 193V194H109ZM144 193V194H143ZM150 193V194H149ZM157 193V194H156ZM245 193V194H244ZM247 193V194H246ZM250 195H249V194ZM254 193V194H253ZM107 194H109V195H107ZM147 196H146V195ZM204 194V195H203ZM243 194V195H242ZM257 194V195H256ZM57 198H59L60 196H62L60 193H57ZM60 195V196H59ZM99 195V194H98ZM144 195V196H143ZM152 195V196H151ZM248 196V198H249V196L251 197L252 195V197H251V200L252 201H258V202H256V203H254V202H252L251 200H249L248 199V201H247V196ZM150 196V197H149ZM157 196H160V198L158 197L157 198ZM164 196V197H163ZM167 196V197H166ZM237 196V197H236ZM255 196V197H254ZM258 196V197H257ZM110 197V198H109ZM112 197V198H111ZM153 197V198H152ZM171 197V198H170ZM238 197H242V198H240V200H239V198ZM246 197V198H245ZM260 197V198H259ZM162 198V199H161ZM167 198V199H166ZM169 198V199H168ZM205 198V199H204ZM243 198H244V200H243ZM254 198H256V199H254ZM154 199V200H153ZM171 199H173V201L171 200ZM236 199H237V201H236ZM245 199H246V201H245ZM170 200V201H169ZM206 200V201H205ZM260 200V201H259ZM131 201H132V203H134V204H132L131 203ZM164 203H163V202ZM167 201V202H166ZM175 201V202H174ZM242 202V203H240V202ZM245 201V202H244ZM156 202V203H155ZM243 202H244V204H243ZM247 202V203H246ZM248 202H252V203H249L248 204ZM121 203V204H120ZM122 203H123V205L124 206H126V208L122 205ZM125 203H127V204H125ZM166 203V204H165ZM176 203V204H175ZM231 203V204H230ZM236 203H240L242 206L244 205V207H242L241 205H240V207H239V205H237ZM246 203V204H245ZM113 204H116L115 206H116V210L114 211V207H113ZM120 204V205H119ZM159 204H160V206H159ZM168 204H170V206H172V205H175L176 207H174V208H172V209H175L176 210V212L174 211V210H171V208H170V206L168 205ZM165 205H167L166 207H168V208H166L165 209ZM233 205H235V207L233 206ZM248 205V206H247ZM109 206H111V208H109ZM132 206V207H131ZM135 206V207H134ZM156 206H158V207H156ZM228 206V207H227ZM232 206H233V208L234 209H232ZM121 207V208H120ZM143 207V206H142ZM224 207V208H223ZM237 207V208H236ZM243 209H242V208ZM245 207H247V208H245ZM249 207H250V209H249ZM129 209V211H128V209ZM157 208H159V209H157ZM164 209V213H166V214H164V213H162V215H164V218H163V216L161 215V212H162V210L161 209ZM227 208V209H226ZM228 208H230V209H228ZM253 208V209H252ZM110 209H112V210H110ZM123 209H125L123 212H121ZM131 209H133V211L131 210ZM161 210V212L160 211H157V215L156 216H159L160 215V217H162L163 218V220H162V223H163V225L160 227V228H158L159 230L162 228V233L159 231V230H157L156 229V231L154 230V232H150V231H152V230H148L146 227H152V228H154V224L153 223H155V222H153V221H151L152 222V224H151V222H149V220H151V217H152V220L154 219V218H156V216H155V211L156 210ZM178 209V210H177ZM237 209V210H236ZM244 209L247 211L248 209V211L247 212H244ZM8 210V211H7ZM121 210V211H120ZM151 210V211H150ZM168 210H171L172 212L171 213H177V211H178V214H175V216L177 217V218H180V219H178V221H176L177 220V218L175 217V219H173V220H175V221H172V218H174V214H171V213H169L168 212ZM222 210V211H221ZM227 210H229V212H231V210H233L231 213H232V215H231V213H229V212H225V211H227ZM234 210H235V212H236V214L234 215ZM240 210V212L243 210V214H245L244 216H243V214H242V212L240 213V212H238ZM1 213H3V214H1L0 216H1V218L2 219H4V220H11V216H12V218H13V212L10 210V209H8V207L6 206V205H3L2 207H1ZM118 211V212H117ZM127 213H126V212ZM136 211H137V214H136ZM145 211H147V216L148 215H150V213H151V215L150 216H148V217H146V216H144V214H145ZM174 211V212H173ZM224 211V212H223ZM9 212H11V213H9ZM29 212V211H28ZM31 212V211H30ZM125 212V213H124ZM131 212V213H130ZM150 212V213H149ZM220 212V213H219ZM238 212V213H237ZM251 212V213H250ZM41 213V214H40ZM39 214H35L33 211H32V215L30 216L31 218H29V214H28V218H27V221L29 222V220L28 219H31L30 220V222L31 223H34L33 225L29 222H26V224H27V226L25 225V224H21V225H19V223L18 222H15V221H10L9 223H10V227L11 228H14L15 227V225H16V227L15 228H18L19 229V227H21V232H22V227L24 228V227H26V229H24V232L25 233H27V234H33V232H38V233H36V234H38V235H41L42 237H44V238H46L45 239V241L47 242L46 243V250H45V248H42L43 250V252L42 251H38V249H37V251L38 252H36V250H35V253L33 252V253H27L28 254V259H26V260H30L31 261V263H26V264H34V263H39V264H56V263H54V258H55V255L54 254H52V251H54V252H56L57 250H60L61 248H62V246H60V244L62 245V243H63V241H62V239H61V241H59L60 239L59 238H61V236H59V235H55V234H53V233H51V231H49L50 230V228H49V226L45 223V221H43V219L44 218H46V216L45 215H47L45 212H40ZM109 213H110V215H109ZM115 213V214H114ZM116 213H119L120 215H122L121 216V218L122 219H124V220H126V221H128V220H130V221H128V223H127V225L126 226H128L129 228V230H130V228H131V230H134V232H136L137 230L134 228V226L137 228L138 226L137 225H139V222H140V225H139V229L140 230H142V227H143V230L142 231H137V232H140V234L142 233V235L144 236H142L141 238L143 239V241L147 238L148 240H149V238H151L150 240H152V241H150V242H152V243H150L149 241H147V239L145 240V242L149 245V243H150V246H151V248H150V246H147V244H146V246H143V245H145V244H143L142 242H141V244H140V241H141V239L138 241V240H136L137 242H139V243H137L136 241H135V239H133V238H131V237H128L127 235L125 236V234H122V232L120 231L121 229H120V221L118 222L117 221V219L118 220H122L119 216V214H117L116 215ZM135 213V214H134ZM144 213V214H143ZM167 213H169V214H167ZM191 213H194V214H192L191 215ZM197 213V214H196ZM224 213V214H223ZM227 213H229L230 215H228L227 216ZM250 213V214H249ZM112 214V215H111ZM126 214H128V215H126ZM170 214H171V216H170ZM220 214H223V215H220ZM226 214V215H225ZM4 215V216H3ZM41 215V216H40ZM43 215L45 216V217H43ZM126 215V216H125ZM143 215V216H142ZM146 215V214H145ZM167 215H169V216H167ZM178 215H179V217H178ZM194 215V216H193ZM221 217H220V216ZM234 215V216H233ZM240 215H242L241 217L242 218H240ZM248 215V216H247ZM250 215V216H249ZM33 216V217H32ZM34 216H35V220L37 219V221H34ZM115 218H114V217ZM125 216V217H124ZM130 216V219L128 218V220L126 219V217H129ZM132 216H135V217H132ZM138 216L140 217V218H138ZM141 216H142V218H141ZM219 216V217H218ZM224 216H227V217H224ZM237 216V217H236ZM238 216H239V218H238ZM8 217V218H7ZM86 217H88V215L86 214ZM104 217H106L107 219L106 220H104ZM113 217V218H112ZM118 217V218H117ZM150 217V218H149ZM166 217V218H165ZM168 217H169V220H168ZM172 217V218H171ZM189 217V218H188ZM197 217V218H196ZM217 217V218H216ZM229 217V218H228ZM231 217H233V218H235L236 217V219H230ZM249 217V218H248ZM40 218V219H39ZM134 218V219H133ZM137 218V219H136ZM171 218V219H170ZM214 218V219H213ZM228 218V219H227ZM244 218H246L245 220V222H244ZM248 218V219H247ZM42 219V220H41ZM116 219V220H115ZM131 219H133V220H131ZM135 219H136V221H135ZM140 219V220H139ZM166 219V220H165ZM195 219V220H194ZM215 219H217V221L215 220ZM222 219H225V220H222ZM227 219V220H226ZM230 219V220H229ZM13 220V219H12ZM114 220H115V222H117V224L114 222ZM139 220V221H138ZM154 220H156V219H154ZM167 220H168V222H167ZM193 220V221H192ZM213 220V221H212ZM221 221V222H219V221ZM235 220H237V222H235ZM241 220V221H240ZM133 222V221H135V222H133V226L131 225V223H129V222ZM143 221V222H142ZM165 221L167 222V224L165 223ZM181 221V222H180ZM231 221V222H230ZM241 223H240V222ZM248 221V222H247ZM12 222V223H11ZM115 223V224H113V223ZM121 222H123V220L121 221ZM174 224H173V223ZM175 222H177V223H175ZM179 222V223H178ZM184 222V223H183ZM228 222V223H227ZM242 222H244V225L242 224ZM249 223V224H246L245 225V223ZM108 223L110 224V223H112L113 224V227H112V225L111 226H109L108 225ZM135 223H137L136 225H135ZM145 223V224H144ZM148 223H150L151 224V226L148 224ZM171 223V224H170ZM187 223V224H186ZM217 223V225H215ZM221 223V224H220ZM234 223V224H233ZM240 223V224H239ZM141 224H142V226H141ZM179 225V226H176V225ZM182 224V225H181ZM184 224V225H183ZM190 224V225H189ZM194 224V225H193ZM220 224V225H219ZM225 224H226V226H228V224H229V226L228 227H224L225 226ZM231 224V225H230ZM252 224V225H251ZM19 225V227H17ZM31 227H30V226ZM145 225H146V227H145ZM167 225V228L165 227V226ZM168 225H170L171 227H169ZM235 225V226H234ZM240 226V228H238L239 226ZM247 225H248V227L251 229H249V228H246L247 227ZM13 226V227H12ZM117 226H120V227H117ZM141 226V227H140ZM164 226V227H163ZM216 226V227H215ZM222 228V231H220L221 229H220V227ZM231 226V227H230ZM234 226V227H233ZM113 228L114 230H116V232L113 230V229H111V228ZM115 227V228H114ZM189 227V228H188ZM218 227H219V230H218ZM242 227V228H241ZM14 228V229H15ZM31 228H33V229H31ZM103 228V229H102ZM118 228V229H117ZM123 228V227H122ZM166 228V229H165ZM185 228V229H184ZM228 228V229H227ZM232 228V229H231ZM235 228L236 229H238V231L237 230H235ZM146 229V230H145ZM149 229H151V228H149ZM169 229V230H168ZM216 229V230H215ZM226 229V230H225ZM229 229H231V230H229ZM234 229V230H233ZM240 229H242V231L240 230ZM30 230V231H29ZM136 230V231H135ZM145 230V231H144ZM148 230V231H147ZM171 230V231H170ZM189 230V231H188ZM203 230V231H202ZM229 232H228V231ZM233 230V231H232ZM252 230H253V232H252ZM143 231L146 233V234H150V233H152V234H150V236H152V237H149L148 235H145V233L143 234ZM192 231V232H191ZM236 231V232H235ZM248 232V234H249V240L248 239H246L247 237V232ZM108 232H110V233H108ZM118 232V233H117ZM149 232V233H148ZM161 234H160V233ZM171 232V233H170ZM226 232V233H225ZM232 232V233H231ZM234 232V233H233ZM245 232H246V234H245ZM251 232H252V234H251ZM166 233H167V236H166ZM221 233V234H220ZM242 233V238L240 237V234ZM255 233L257 234V235H255ZM118 234V235H117ZM120 234H122L121 236H120ZM158 234H159V236H158ZM192 234V235H191ZM213 234V235H212ZM217 234V235H216ZM219 234V235H218ZM224 234V235H223ZM230 234V235H229ZM235 236H234V235ZM237 234V235H236ZM119 236L120 237V239H122L123 241H125V245H131V246H127L126 248H132V249H130V251L131 252H129L124 246H123V243H122V241H120L119 240V237H117V236ZM154 235V236H153ZM157 235V236H156ZM165 235V236H164ZM193 237H191V236ZM238 235H239V237H238ZM244 235H246V236H244ZM253 235V236H252ZM30 236H32V235H29V237ZM54 236V237H53ZM109 236H110V238H109ZM123 236H124V238H123ZM146 236V237H145ZM161 236V237H160ZM194 236H195V238H194ZM220 236V237H219ZM244 236V237H243ZM252 236V237H251ZM56 237H59V238H56ZM157 237V238H156ZM180 237V238H179ZM191 237V238H190ZM233 237V238H232ZM235 237V238H234ZM246 237V238H245ZM55 238V239H54ZM114 240H113V239ZM130 238V239H129ZM155 238L157 239V240H155ZM162 238H163V240H162ZM172 238V239H171ZM185 238V239H184ZM186 238H188V239H186ZM200 238V239H199ZM231 238V239H230ZM237 238H238V241H237ZM241 238V239H240ZM254 238V239H253ZM257 240H256V239ZM23 239V240H22ZM132 239V241H130ZM181 239V240H180ZM190 239V240H189ZM194 239H195V242H194ZM223 239H224V241H223ZM229 239V240H228ZM242 241H240V240ZM243 239V240H242ZM251 239V240H250ZM259 239V240H258ZM18 242L16 243L17 244V246H19V249H20V251H21V249L23 250V247L24 248H29L30 246H31V248H29V249H32V245H30V246H28V240H27V237H25V238H23V236L22 235H20V236H18L17 235V239H16ZM49 240V241H48ZM51 240H52V243H51ZM107 240V241H106ZM135 242H134V241ZM159 240V241H158ZM160 240H161V242L162 241H164V243L162 242H160ZM187 241L186 243H187V246H186V244H184V241ZM189 240V241H188ZM193 240V241H192ZM205 240V241H204ZM216 240V241H215ZM232 240V241H231ZM234 240V241H233ZM246 240H248V241H251V243L249 242V243H247L248 241H246ZM253 240H255V241H253ZM262 241V244L263 245H261V241ZM54 241H55V244H54ZM58 242V244H57V242ZM103 241V242H102ZM120 241V242H119ZM128 241L129 242H131V243H128ZM157 241V242H156ZM171 241L173 242V243H171ZM181 241L183 242V243H181ZM214 241V242H213ZM246 241V242H245ZM48 242H49V244H48ZM62 242V243H61ZM149 242V243H148ZM156 244H155V243ZM158 242L160 243V244H158ZM167 244H166V243ZM174 242H176V243H174ZM177 242H178V245H182V246H178L177 245ZM192 242H194V243H192ZM245 242V243H244ZM258 242H260V244L258 245ZM23 243V245H21ZM171 245H170V244ZM181 243V244H180ZM189 243H191V244H189ZM210 243V244H209ZM212 243V244H211ZM215 243V244H214ZM232 243V244H231ZM247 243V244H246ZM109 244H110V246H109ZM122 244V245H121ZM141 246H140V245ZM154 244V245H153ZM184 244V245H183ZM208 244V245H207ZM241 244V245H240ZM249 244V245H248ZM257 244V245H256ZM56 245H58V247H56ZM108 245V246H107ZM156 245H158V246H156ZM190 245H194V247H195V245L197 246V248H199V246H200V248L199 249H194V247L192 248ZM202 245H203V247H202ZM215 245V246H214ZM245 245V246H244ZM248 245V246H247ZM48 246H50V247H53V246H55L54 248H52V249H54V250H52V249H50V247H49V249H48ZM154 246V247H153ZM155 246H156V249H157V247L159 248V246H161L159 249H157L158 251L156 252V250L155 249H153V248H155ZM163 246V247H162ZM184 246V247H183ZM190 246V247H189ZM204 246H206V247H204ZM237 246V247H236ZM242 248H241V247ZM244 246V247H243ZM258 246H261L259 249H257L258 248ZM35 247V246H34ZM105 247V246H104ZM135 247H137V248H135ZM139 247H140V249H139ZM142 247V248H141ZM177 247H179V248H177ZM189 247V249L191 248V249H193L194 251L195 250H197V251H195V253H198V254H193L192 256H194V257H192L191 255H189L188 256V253H187V255L186 254H184L183 253V251H184V249L185 248H188ZM202 247V248H201ZM214 247V248H213ZM218 247V248H217ZM233 247H235V249L233 248ZM249 247H253V248H249ZM263 247V250L261 249ZM107 248H112V249H107ZM169 248V250H172V249H170ZM241 250H240V249ZM34 249V248H33ZM48 249V250H47ZM121 249H122V251H121ZM146 249H147V251H146ZM154 250V252L153 251H151V253L153 252L154 253V255H155V258H154V256L153 255H150V251L149 250ZM166 249V250H165ZM201 249H202V251H201ZM204 249V250H203ZM214 249V250H213ZM219 249V250H218ZM244 249V250H243ZM249 249H251V250H249ZM253 249H255V250H253ZM51 250V251H50ZM56 250V251H55ZM199 250V251H198ZM206 250V251H205ZM216 250H217V252H216ZM247 250V251H246ZM257 250V251H256ZM259 250H261V251H259ZM46 251V252H45ZM48 251V252H47ZM111 251H112V253H111ZM129 253H128V252ZM133 251V252H132ZM143 251H145L144 253H143ZM203 251H204V254H203ZM208 251V252H207ZM251 251H253L252 253H251ZM256 251V252H255ZM28 252V251H27ZM45 252V253H44ZM139 252H140V254H139ZM159 252V253H158ZM193 252V251H192ZM212 252V253H211ZM235 252V253H234ZM244 252H246V253H244ZM250 254H248V253ZM257 253L258 255H256L255 253ZM48 253H50L49 255H47ZM113 253V254H114ZM130 255V253H131V255H130V257L133 255V253H135L134 254V256H133V259H132V257L130 258L129 257V255ZM146 253H148V254H146ZM156 253V254H155ZM260 253V254H259ZM52 254V255H51ZM145 256H144V255ZM160 255V257H159V255ZM190 254V253H189ZM203 254V255H202ZM252 254H254V255H252ZM142 255V256H141ZM149 255H150V258L151 259H149V258H146V257H149ZM156 255H157V257H156ZM186 255V257H184ZM196 255V256H195ZM200 255V256H199ZM208 255V256H207ZM249 255V256H248ZM256 255V256H255ZM39 258H41V259H39ZM146 258H144V257ZM153 256V257H152ZM198 256V257H197ZM220 256V257H219ZM259 256V258L261 259L260 261L261 262H259L258 260H259V258H257ZM141 257H143V259L141 258ZM187 257H189V258H187ZM190 257L192 258V260L190 259ZM206 257V258H205ZM211 257V258H210ZM35 258V260L33 261V263H32V260ZM36 258L37 259H39L40 261H37L36 260ZM124 259V261H123V259ZM135 258V259H134ZM154 258V259H153ZM162 258V259H161ZM205 258V259H204ZM210 258V259H209ZM250 258V259H249ZM252 258V259H251ZM2 259V256L0 255V260ZM77 259V258H76ZM127 259V260H126ZM129 259V260H128ZM148 259V260H147ZM169 259V260H168ZM191 260V263H190V261L189 260ZM204 259V260H203ZM219 259V260H218ZM256 259V260H255ZM53 260V261H52ZM141 260V261H140ZM147 260V261H146ZM151 260V261H150ZM230 260V261H229ZM79 260V258L75 261L74 260V264H77V262H78V264H83L82 262L83 261H80ZM150 261V262H149ZM166 261H168V262H165ZM173 261V260H172ZM203 261V262H202ZM247 261V262H246ZM29 262V261H28ZM116 262V263H115ZM124 262V263H123ZM161 262V263H162ZM174 262V261H173ZM194 262V263H193ZM200 262V263H199ZM232 262V263H231ZM86 263V262H85ZM141 263H143V262H141ZM72 264H73V262H72ZM153 264V263H152ZM170 264H175V263H172L171 262V260H170Z\"/></svg>",
  "mask_w": 264,
  "mask_h": 264
}]
</instances>
